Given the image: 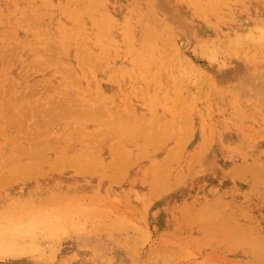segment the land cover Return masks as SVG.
I'll use <instances>...</instances> for the list:
<instances>
[{
  "label": "rangeland",
  "instance_id": "374dc122",
  "mask_svg": "<svg viewBox=\"0 0 264 264\" xmlns=\"http://www.w3.org/2000/svg\"><path fill=\"white\" fill-rule=\"evenodd\" d=\"M11 1H14L15 3L11 2ZM37 1L38 0H31V2H30V0H3V1L0 0V11H1L0 12V22H1L0 23L1 24L0 25V36L2 35V38H0V40L2 39L0 41V51L2 50L0 52V67H1L0 68V79L2 80V82L0 80V83H1L0 84V87H1L0 90H3L0 92H2V94L4 96V94H5L4 92H6V94H7V91H8V95L5 98L0 93L1 94L0 96L2 97V98L0 97L1 98L0 99V109H1L0 110V115H1V117H0V122H1L0 123V126H1L0 131H3V132H0V146H2V143H4L3 144L4 146L0 147V152L3 153L2 155H0V160H1V162H0V164H1L0 165V182L2 181V185H3V183L8 184L7 187H5V188H3L4 186H2L0 184V205H1L0 206V208H1L0 209V264H258V263L264 264V255H263L264 254L263 253L264 252V220H263L264 219V190H263L264 189V187H263L264 186V171H263L264 170V166H263L264 165V127H263L264 126V123H263V121H264V114H263L264 113V88L263 89L260 88V87L264 86L263 85L264 84V25H263L264 24V0H245V1L244 0H229V1L223 0L224 2H222V0H220V2L222 3V6H221V4H219L220 2L218 0H213V1L212 0H196V1H194V0H183V3H182V0H171L172 2H170V0H143V1L142 0H136V1L135 0H131V1L130 0H125V1L124 0H116V1L115 0H101V1H104V3L103 2L101 3L100 0H84V1L79 0V2L77 0V4L74 3L76 0H67V1H65V0L64 1L63 0H49L48 2H46L47 0H39V2H37ZM92 1H93L94 5L91 4ZM97 1H99V2H97ZM215 1H217L218 3ZM65 2H68V3L70 2V3L67 5V3H65ZM96 2H97V6H99L98 8L96 6ZM109 2H110V4H109ZM178 2H179V5H178ZM197 2H198V4H197ZM33 3H34V5H33ZM48 3L49 4L51 3L50 6ZM136 3H138V4H136ZM212 3L216 4V6L211 5ZM20 4H21V6H20ZM126 4H127V6L125 7L124 5H126ZM73 5H76V8ZM88 5H91V6L88 7ZM112 5H114V6H112ZM207 5H211V6L206 7ZM53 6L55 8H53ZM191 6H194V7H191ZM223 6H226L227 8H224ZM231 6H233V7H231ZM84 7H85V9H84ZM104 7H106L107 9H105ZM133 7H134V9H133ZM25 8H26V10H25ZM29 8L31 9V11ZM32 8H33V10H32ZM103 8H104V10H103ZM207 8H209L211 10V12L210 11L207 12V10H206ZM211 8H214L215 12ZM21 9H23V10H21ZM119 9H120V11H119ZM13 10H14V13H13ZM24 10H25V12H23ZM36 10H38V13ZM60 10L61 11L63 10V11L61 12ZM74 10L75 11L79 10V11H77L78 14L80 12H82V13H80V15L78 16V14L75 13ZM26 11H28V12H26ZM34 11H36V12L34 13ZM87 11H89V12L92 11V13L90 12L91 14H89V12H87ZM41 12H42V14H44V16L41 14ZM47 12H49L51 14L49 15V13H47ZM94 12H96V13H94ZM2 13H3L4 18L2 17ZM4 13H5V15H4ZM36 13L38 16V17L36 16L37 18H35ZM45 13H47V15ZM70 13L73 16L75 14L74 19H73V16L71 17ZM98 13L103 14L104 17H103V15L101 16ZM130 13H132V14H130ZM181 13H182V15H181ZM62 14L63 15L65 14V16H63ZM108 14H109V16H108ZM8 15H9V17H8ZM23 15L24 16L26 15L25 17L29 16V18L34 17V19L32 20V19L28 18L29 21L31 20L32 22L28 21L26 23L25 19H27V18L23 19ZM39 15H42L41 18L39 17ZM48 15L51 19H49ZM81 15H82V17H81ZM105 15L108 16L107 18L110 19V21L107 18H105L106 17ZM199 15H201V16H199ZM85 16L88 18H86ZM79 17L81 18V20L78 19ZM91 17H94V18H91ZM9 18H11V19L13 18V20H11ZM21 18L24 21H22ZM71 18L73 21L70 20ZM97 18H99V19H97ZM82 19L84 22L82 21ZM100 19H102V21ZM105 20H107L108 22ZM62 21H63V23H62ZM2 22L3 23L5 22V23L2 24ZM90 22H92V23H90ZM97 23H99V24L103 23L104 26H103V24L97 25ZM8 24H9V27H8ZM28 24L29 25L31 24L30 27L28 26ZM82 24L83 25L85 24L84 25L85 28L83 27ZM116 24H118V25H116ZM24 25L27 28H25ZM93 25H95V26L93 27ZM41 26H42V28H41ZM96 26L98 27V32H97ZM127 26H128V29L126 28ZM34 27L36 30L32 29ZM54 27H56V28L54 29ZM80 27L83 29H81ZM100 27H102V29L104 27L105 29H103V30H105L106 33H105V31H102V29ZM23 28H24V30H23ZM63 28H64V30H63ZM4 29L6 31L3 34L2 31ZM187 29H189V30H187ZM204 29H206V30H204ZM145 30H148L149 32L145 33L144 32ZM154 30H155V32H154ZM41 31H44V32H41ZM45 31H47V32H45ZM101 31L103 32L102 33L103 37H106L105 40L103 37L100 38L101 35H99V34H101V33H99V32H101ZM130 31H131V33H130V35H128L127 33H129ZM151 31H153V32H151ZM231 31H233V32H231ZM37 32H39V33H37ZM73 32H74V34H73ZM76 32H78L77 34L79 35V37L75 34ZM108 32H110V33H108ZM151 34H152V36H151ZM11 35L13 37H11ZM64 35L69 36L70 38L65 37ZM191 35H192V37H191ZM72 36H74V37H72ZM82 36H84V37H82ZM64 37L69 39V40L63 39ZM110 37L113 41L110 39ZM125 37L127 39L129 38L130 40L128 41L127 39H125ZM12 38L18 39V40L14 41ZM51 38L53 41H50ZM149 38L150 39L152 38V41L149 40ZM6 39H8V42ZM41 39H43V40H41ZM80 39H81V41H80ZM169 39H170V41H169ZM25 40H28V41L25 43ZM46 40H47V42H46ZM65 40H67V41H65ZM72 40H74V41H72ZM82 40L87 41V42H82ZM16 41L18 43H16ZM20 41H23L22 45L20 44L21 43ZM65 42H66V45L63 44ZM74 42L79 43V44H76ZM93 42H94V44H93ZM100 42H101V44H100ZM30 43H31V45H30ZM39 43H40V45H39ZM41 43H43V44H41ZM51 43L52 44L54 43V45L52 46ZM59 43H61V44H59ZM113 43H116L117 45L116 44L114 45ZM102 44H104V45H102ZM152 44H153V46H152ZM6 45H8V46H6ZM12 45L15 47L13 48ZM83 45H84V47H83ZM129 45L130 46H136V47H134L132 49V47H129ZM17 46H19V47H17ZM30 46H32V47L30 48ZM47 46H50V47L48 48ZM55 46H56V48L53 50L52 47L54 48ZM79 46H80V49H79ZM85 46L89 50H87V48ZM16 47L19 48V50L16 49ZM68 47L70 50L68 49ZM82 47H83V49H82ZM153 47H155L156 49ZM45 48H46V50L49 49L50 51H48V50H47V52L44 51ZM111 48L113 50H114V48H116L115 52ZM171 48H173V50H170ZM13 49H15V51L17 50L16 54L17 53H19V54L15 55V52ZM37 49H40V50H37ZM129 49H132V50H129ZM148 49H149V51H148ZM10 50H13V51H10ZM41 50H43V52ZM51 50H53L55 52L53 53V51H51ZM77 50H79V52ZM38 51H39L40 55L42 54L41 55L42 58L39 54H37ZM40 51H41V53H40ZM76 51L78 53V54L76 53L77 56L75 54ZM80 51H82V52H80ZM84 51L85 52L87 51L86 52L87 55L83 53ZM103 51L104 52L106 51V53H105L106 55H101V54H104ZM257 51H258V53H257ZM7 52H9V53H7ZM92 52H93V54H92ZM99 52H101V53H99ZM50 53H52L53 55ZM7 54H9V55L6 56ZM12 54H14V55H12ZM69 54H71V55H69ZM82 54H84V55H82ZM120 54L122 55L121 57H120ZM137 54H138V56H137ZM93 55H94V57H93ZM250 55H253V56L250 57ZM14 56L15 57L17 56V57L15 58ZM4 57L6 58V60H4L5 59ZM11 57H13L12 60L17 59L16 62L11 61V59H10ZM49 57L51 59L54 58V60L56 59L55 61L52 60L55 62L56 65L54 64V62L50 61L51 59ZM78 57H79V59H78ZM110 57H111V60H110ZM45 58H47V60ZM90 58H92V59H90ZM106 58H108V59L106 60ZM116 58H117V61H116ZM88 59H89V61H94V63L93 62L90 63L88 61ZM98 59H100V60H98ZM147 59H149L150 64L152 63L154 65L153 69H152L153 65H150L151 66L150 67L147 64V61H148ZM150 59H153V60L150 61ZM3 60L5 63H3ZM8 61H9V63H8ZM47 61L49 64H53V65L49 66L47 64ZM86 61H88L89 64ZM105 61L108 63H106ZM43 62L45 64H43L44 66L43 65L41 66V64ZM65 62L69 66L64 64ZM102 62H103V64H101ZM134 62H136V63H134ZM28 63H30V65ZM34 64L36 67L34 66ZM46 64L48 65V67H45ZM85 64H87L88 66L90 65V68L93 65L94 68L92 67V69H90ZM94 64H95V66H94ZM104 64L106 65V67ZM96 65H98V66H96ZM100 65H101V67H100ZM6 66H8V67H6ZM24 66H26V69L28 68L27 66L34 67L35 68V74L33 71L34 68L31 67V69H30V67H29L27 70H25ZM132 66L133 67L135 66L137 71L134 72L135 67L132 69ZM58 67H60V70L62 69V71H58ZM79 67L83 68V70H84L83 72H85V75L81 72L82 69L81 70L78 69ZM149 67L152 71L150 73H148V75H147V70H150ZM36 68H37V70H36ZM159 68H162V69H159ZM166 68L168 70H166ZM40 69H42V70H40ZM43 69H45V71ZM94 69H96V70H94ZM171 69H174V72L172 70L173 74L171 73ZM21 70H23V71H21ZM65 70L66 71L72 70V71H69L70 74L67 72V74L65 73V75H64L62 73ZM73 70H74V72H73ZM159 70H162V72ZM40 71H42V72H40ZM87 71H89V72H87ZM93 71H95L96 74L91 76L92 75L91 72H93ZM233 71H234L235 75L233 74ZM56 72H58L57 73L58 76H57V74H55ZM52 73L55 76H53ZM90 73H91V75H90ZM72 74H75V75H72ZM152 74L154 75V77ZM161 74L164 77L162 79H160L162 77V76H160ZM2 75L4 77H2ZM83 75L85 76L86 80H85ZM114 75H116V76H114ZM65 76H66V82L64 80ZM155 76L156 77L158 76V78H156ZM73 77H75V78H73ZM87 77H89V78H87ZM146 77H148V78H146ZM151 77H153V78H151ZM97 78H98V80H97ZM16 79L18 80V82H16L17 81ZM124 79L126 81H124ZM13 80H15V81H13ZM36 80L38 82H36ZM47 80H48V82H46ZM67 80H69V81H67ZM41 81H42V83H40ZM161 81L164 83L163 85L161 84ZM72 82H74V83H72ZM80 82H81V84H80ZM125 82H126V84H125ZM15 83H17V84H15ZM259 83H260V86L258 85ZM10 84L12 87L11 90L9 89ZM69 84H71V85H69ZM77 84H78V86H77ZM120 84H122V88H120L121 87ZM55 85H57V86H55ZM63 85H65V86H63ZM80 85H82V87ZM7 86H8V88H7ZM30 86H33V87H30ZM38 86L41 89H39ZM52 86L55 88H53ZM58 86L59 87L61 86V87L59 88ZM84 86L87 88L83 89V88H85ZM50 87H51V89H50ZM78 87H79V89H77ZM97 87H99V88H97ZM201 87H202V89H201ZM253 87H255V88L257 87L259 90L254 88L255 89V91H254ZM6 88H7V90H6ZM34 88H36L37 91ZM160 88L163 90L161 91ZM22 89H23V91H22ZM30 89L34 92L36 91L35 94L38 93L39 91L41 94L40 93L37 95L32 94L33 92L31 91L32 93H30ZM57 89H60V90H57ZM209 89H211V90L209 91ZM94 90H95V92H94ZM17 91H18V93H17ZM52 91H54V92H52ZM58 91H60L61 95H59L60 93ZM85 91L87 92L88 95L84 94V93H86ZM258 91H259V93H257ZM66 92H67V94H66ZM140 92H141V94H140ZM221 92H222V94H221ZM25 93L28 96H25ZM54 93H55V95H52ZM123 93H125V94L127 93V94L125 95ZM31 94H32V97L30 98ZM132 94L134 95V99H133ZM145 94H147V95H145ZM207 94H209V95H207ZM262 94H263V96H262ZM67 95H68V97H67ZM143 95L145 96L144 98H143ZM18 96L21 99L17 100L18 103H16L15 99ZM86 96H87V98H86ZM89 96L91 97V99ZM201 96H202V98H201ZM26 97H28V98H26ZM53 97H55V98H53ZM56 97H58V98H56ZM230 97L233 99H231ZM32 98H33V101H32ZM60 98H61V100H63V102L60 100ZM104 98H107L108 100L104 99ZM112 98H113V100H112ZM8 99H10V100L8 101ZM54 99H56V100H54ZM85 99H87V100H85ZM95 99H97V101ZM118 99H120L119 100L120 102H118ZM6 100H7V102H9L10 105L6 102ZM109 100H110V102H109ZM153 100H155V101H153ZM38 101H39V104L37 103ZM52 101H55L56 103L52 102ZM112 101H114V102H112ZM92 102L94 103V105ZM5 103H6V106H9V107H6L8 109H4L3 112H5V110H7L6 113L8 114V116L6 113L3 114V112H2L3 106L5 107V105H3V104H5ZM59 103H60V105H62L66 109H68V112H66V113H69V114L62 113L58 109H55L56 111L54 110L53 113L50 114L51 116L46 115L45 113H42V111L46 110V108L50 109L54 104H59ZM76 104L78 106H76ZM151 104H152V106H151ZM209 104H210V106H208ZM41 105L43 106V108L40 109V107H42ZM137 105H139L141 108ZM192 105H194L195 108L191 107ZM22 106H24L23 109L25 111L21 108ZM74 106H75V109H73ZM115 106L117 108H115ZM128 106H130V107L132 106L131 107L132 109ZM26 107H28V108H26ZM123 107H124V109H123ZM147 107L148 108L150 107V108L148 109ZM178 107H179V109H178ZM119 108L121 110H119ZM175 108H176V110H175ZM35 109L36 110L38 109V111H36V113H34ZM69 109H71L72 112L69 111ZM127 109L129 112L127 111ZM200 109H202L203 111ZM8 110H10V111H8ZM19 110H20V112H19ZM96 110H97V112H95ZM159 110H160V112H159ZM13 111H14V113H13ZM27 111H30V112H28L30 115L25 113ZM80 111H82V112H80ZM146 111L149 113H147ZM155 111H156V113H155ZM117 112L122 113V114L119 113L121 115V117ZM135 112L137 115L135 114ZM157 112H159V113H157ZM9 113H11V116ZM54 113L58 114V115H55V117H54ZM74 113L76 114V117H75ZM125 113L126 114L128 113V114L126 115ZM132 113H134V114H132ZM2 114H3V117H2ZM36 114L41 116V117L43 114V117H42V119H40V121L38 120V118H41V117L36 116ZM59 114H62V115L59 116ZM71 114H72V117H71ZM88 114H90V115H88ZM4 115L7 118L6 125H3V124H5V119H4L5 116ZM17 115H19V117ZM22 115L23 116L25 115L24 117L26 119H27V117H30V118L23 121L24 118H22L23 117ZM66 115L68 117H66ZM80 115H81V118H79ZM150 115H151V117H150ZM9 116H10V118L12 117L13 119L11 118L9 120L8 119ZM34 116H36L37 119ZM155 116H157L156 119H155ZM162 116H163V118H162ZM203 116H204V118H203ZM17 117L20 118L19 119L20 123H19V121H17V119H18ZM60 117H61V119H60ZM69 117H71V118H69ZM122 117H124V118H122ZM1 118H3V120ZM44 118H46V119H44ZM54 118H56V119H54ZM58 118L60 119V121L57 124L54 123V121L51 123V120H55V122H56V120ZM126 118H128V119H126ZM75 119H77V120H75ZM81 119H83V120H81ZM104 119H106V121ZM144 119L148 120L147 124L145 123L147 120L145 121ZM159 119H160V121H159ZM11 120H13V122H15L17 126H15L14 125L15 123H13V122H11L12 125L7 126V124L10 123ZM41 120H44L45 122L41 121ZM113 120H114V122H113ZM197 120L199 121V124H198ZM245 120H247V121H245ZM151 121H152V124H151ZM240 121H242V123ZM35 122H36V125H33V124H35ZM41 122H43L45 127L42 126L43 124ZM48 122H49V126L47 125ZM64 122H66V123H64ZM93 122H95V123H93ZM175 122H177V123L175 124ZM39 123H41V125ZM130 123H132L133 125ZM144 123H145V125H144ZM157 123H159V124H157ZM255 123H256L257 127H256ZM29 124H30V126H29ZM51 124H52V127H50ZM238 124L240 127L238 126ZM31 125H33V126L31 127ZM38 125H39V127L41 126V129H44V130H41L38 127ZM151 125L154 127H152ZM21 126H24L25 129H24V127H21ZM78 126H80V127L77 129ZM82 126H83V128H82ZM177 126H179L180 128ZM184 126H186V127H184ZM5 127H7V128H5ZM16 127H18L17 129H19L20 132L15 129ZM42 127H44V128H42ZM245 127H247V128H245ZM22 128L26 132L28 131V133H27L28 135H29V131H30L29 138H30V136L32 137V139L30 138L31 141L28 139V136H26L27 134L22 135V134H24L23 133L24 130H22ZM26 128H27V130H26ZM50 128H51V130H50ZM192 128H193V130H192ZM65 129H67V132ZM80 129L82 130V132H80L81 131ZM110 129H111V131H110ZM181 129H183V130L180 131ZM199 129H201V130H199ZM37 130H38V132H36ZM45 130H47V131H45ZM151 130H154V131H151ZM165 130H167V131L165 132ZM74 131L77 134L76 136H75ZM83 131H85L86 134H85V132L83 133ZM96 131L100 134H96L95 133ZM14 132L19 133V135L14 133ZM69 132H71L72 134ZM90 132L92 133V134H90L91 137L88 135V133H90ZM133 132H134V134H133ZM150 132H152V133H150ZM155 132L158 134H156ZM186 132L189 135H187ZM212 132H214V133H212ZM231 132L234 134H232ZM1 133H2V135H1ZM38 133H40L41 136ZM135 133H137V135L138 134L139 135L137 136ZM175 133L177 136L175 135ZM182 133H183V135H182ZM236 133H240V134H236ZM36 134H38L39 136H37ZM60 134H62V136ZM73 134H74V137H73ZM149 134H151V136ZM3 135H5L6 138H3L4 137ZM16 135H18V136H16ZM32 135H34V137L35 136L36 137L34 138ZM92 135H94V137ZM101 135H102V137H100ZM109 135H111V137ZM147 135H149V136H147ZM154 135H155V137L153 138L152 136H154ZM168 135L170 136L169 138L171 140L168 138ZM180 135H181V137H180ZM15 136L18 138H16ZM53 136H54V139H51V141H49L51 137L53 138ZM64 136H66V137H64ZM78 136H80V137L78 138ZM121 136H123V137H121ZM129 136H130V138L128 139ZM133 136L136 138L134 139ZM157 136H159V137H157ZM171 136H172V138H171ZM187 136H189L190 138ZM59 137H61V138L59 139ZM140 137L142 138V140ZM149 137H151V139H149ZM162 137H164V138L166 137V138L163 140ZM204 137H206L207 140ZM211 137H212V140H211L212 142L209 140ZM229 137H231V138H229ZM65 138H67V139H65ZM159 138H161L162 140ZM236 138H237V140H236ZM256 138H258L259 140ZM2 139H5L7 141L5 142V140L3 141ZM55 139H59V141L57 140V143H56ZM63 139H64V141L62 142ZM77 139H79L80 141L78 140L79 141L78 142ZM81 139L84 141L82 142ZM102 139L105 140L104 143H103ZM137 139H139V140H137ZM166 139H168L167 142L170 143L169 145L166 142ZM202 139H204V142L202 141ZM90 140H95L96 142H93V141L89 142ZM100 140H101V142H100ZM119 140L121 141L120 142L121 144L118 142V144H117L118 146H117L115 142H117ZM122 140L124 143H122ZM178 140H179V142H178ZM23 141H25V142H23ZM39 141H41L44 144V147L41 145L42 143L41 144L39 143L41 147L38 144V146L40 148L37 146V144H35L37 148L34 146V144L32 145V143H38ZM48 141H49V144L46 143ZM154 141H155V143H154ZM162 141H164V142H162ZM229 141L231 143H229ZM236 141H237V143H236ZM50 142H52L53 146L50 145L51 144ZM54 142L56 143L55 145L53 144ZM150 142H151V145L156 144L158 146L155 147L152 145V147H151ZM175 142H176V144H175ZM182 142H184L186 144L185 145L186 147H184V143L182 144L183 145L182 150L185 149L184 151H182L180 149L182 147H179ZM187 142L188 143L190 142V143L188 144ZM208 142L210 144H208ZM72 143L73 144L75 143V144L70 145ZM89 143H90V145H89ZM96 143H98V145L102 143L99 146L100 148L102 147L99 150V152L95 149V147L98 148V145H96ZM130 143L133 144L134 147ZM17 144L22 145V146H20V149H19ZM30 144L32 146H34L33 148H35V149L31 148ZM45 144H47V145H45ZM135 144H137V145H135ZM140 144H141V146H140ZM201 144H203V146ZM213 144L216 146H214ZM258 144H259V146H257ZM261 144L263 146H261ZM48 145H49L50 149L47 148ZM93 145L95 147H93ZM111 145H113L111 147L112 149L111 148L109 149L108 147ZM206 145H208L207 149L204 148V147H206ZM209 145H210V147H209ZM223 145H225V146H223ZM68 146H71V147L68 148ZM116 146L118 147V149L121 147L119 150L123 149L126 152H123V150H121V151H118V149L116 150L115 149V148H117ZM128 146H129V148H128ZM231 146H233V147H231ZM86 147H87V149H85ZM138 147H140V149ZM153 147L159 148L158 152ZM174 147H176V149ZM261 147H263V148H261ZM21 148H23L25 150L29 148L28 154L30 155V154H32V152H34L35 155H37L36 160L33 159L31 162V158L32 157L35 158V155H33V154H32V156H29V157L27 156L28 158L23 157L21 155L22 153H20V152H23L25 150H22ZM171 148L172 149L174 148L173 151L171 150L172 152L169 150ZM177 148H178V150H177ZM221 148L222 149L224 148V149L222 150ZM8 149H10V150L8 151ZM18 149L20 150V152H19L20 154H17V152H16ZM38 149H39V151H37ZM148 149L149 150L151 149V150L149 151ZM40 150H41V152H40ZM60 150L62 151V154H64V156L66 157L65 160H67V161H65L64 159L62 160V158L64 156L61 154ZM139 150H140V152H139ZM77 151H78V153H77ZM83 151H85V152L83 153ZM174 151H175V153L180 151L179 153H181V154H179V153L178 154L183 156V157H181V156L176 155L177 161H178V158H181V159H179L180 162H176L174 160L175 157L172 156V155L175 156V154L173 153ZM202 151H203V153H202ZM211 151H213V152L210 153ZM249 151H251V152L249 153ZM15 152H16V154H15ZM122 152H123V154H122ZM144 152H146V154H144ZM216 152L218 153V155H216L217 154ZM23 153H27V150H26V152H23ZM41 153L44 155L41 156ZM88 153H91L90 154L91 156H89ZM109 153H111L110 156H109ZM114 154L116 157H117V155H119V156L116 158L114 156ZM130 154H131V156H130ZM135 154L138 156V158H139V155L141 154L140 157L142 156L144 159H142V157H141V159H138L137 156H135ZM192 154L193 155L195 154L194 155L196 157L195 159L193 158ZM15 155L17 158H19V161H17V159L15 160ZM38 155H40V157ZM74 155H77L78 159L76 158L77 156H75V158H74ZM120 155H122V156L127 155V156H125V158H124V157H120ZM21 156H22V158H21ZM85 156H86V158H85ZM88 156H89V158H87ZM200 156H201V158H200ZM43 157H44V159H40ZM57 157H59V158H57ZM67 157H70V158H67ZM82 157H84V158H82ZM119 157L121 158L120 160H118ZM190 157H192V159L194 160V163H193V160L190 159ZM56 158L59 159L60 161L57 160ZM79 158H80V160H79ZM91 158H92V160H91ZM123 158L125 159L124 160L125 163L127 162V164L130 165V166L127 165L128 166L127 169L130 167V170L128 169L126 171L127 173H124L123 169H122L123 167L124 168L126 167V165H123V167H122L121 163H123ZM135 158L137 159L136 161H135ZM165 158L168 159V161L170 162V166H171V167H169V166L167 167L169 169L167 171H166L167 168L165 169V168H163L164 166L163 167L161 166L162 165L161 161H164ZM205 158H206V160H205ZM7 159H9V161L12 159L13 160L10 161L11 162L10 163V162H7ZM39 159H40V161L42 160L41 162H43L45 164H39L40 163ZM54 159H56V163L59 161V163H60L59 166H57L58 163L55 164V166H53V164L55 163ZM70 159L73 161L69 163ZM94 159H96L95 162H93ZM115 159L118 160L119 162L122 160L120 162L121 168H119L120 167L119 165L115 164L118 162V161L116 162ZM61 160L63 162H61ZM74 160H75V162H74ZM76 160H78V161H76ZM195 160H196V164H195ZM2 161H3V163H2ZM23 161H25V163ZM128 161H130V163ZM158 161H159V164L157 163ZM168 161L166 160V162H168ZM64 162H66V163H64ZM87 162H90L93 166L91 167V164H89ZM106 162H107V165H106ZM111 162H112L113 166L111 165ZM5 163L7 164V166L5 165ZM19 163H22L24 165L21 166L22 164L20 165ZM48 163H49V165H48ZM80 163H83V164H80ZM175 163L176 164L179 163V165L178 164L176 165ZM212 163H213V165H212ZM11 164H12L13 168L10 167ZM25 164H28V166H29V164H32L35 166H34V168H30V166H29L25 172V169L27 168V166H25ZM36 164L40 165V166H36ZM64 164H66V165H64ZM71 164H76V166L71 165ZM104 164H105L104 167L101 166ZM240 164H242L243 167H241ZM18 165H20V167H21V168L19 167V169H20L19 171H21V169L25 168L24 172L18 171L19 175L15 176L14 180H11V181H10V178L7 179L8 181L5 178H2L3 176L8 178L7 174L10 175V172H11V176H14L13 172H16V170H18ZM87 165H88V168L89 169L91 168V171H92L90 173V175H87V174H89L88 172H90V170L87 169ZM156 165H159L160 167L156 166ZM166 165H169V164L167 163ZM62 166H64V168ZM82 166H84V169L82 168ZM106 166L110 167V168H107ZM154 166H155L156 170L154 169ZM214 166L217 168H214ZM8 167H9V170H10V168L13 170H10V172H8ZM36 167H37V169H35ZM38 167H39V169H38ZM65 167H67V168H65ZM71 167H73V168H71ZM97 167H99V168L103 167L102 170L105 168V172H104L105 174L102 172V170H100L101 173H103V174H99L100 171H98L99 173H98V175H96L95 172L99 169V168L97 169ZM116 167H118V168H116ZM151 167H153V168H151ZM194 167H196V168H194ZM14 168H17V169H14ZM112 168H114V169H112ZM170 168H171V170H170ZM244 168L246 169V171L244 170ZM256 168H259V169H256ZM6 169H7V172H6ZM48 169H49V171H48ZM85 169H86V171L87 170L88 171L86 172ZM239 169L241 171H239ZM252 169H254V170H252ZM1 170H2V172H1ZM29 170H30V172L31 171L32 172L37 171V172L34 173L35 175H32V173H30V172H29V174H26V173H28ZM82 170L86 173V175ZM120 170H122V171H120ZM124 170H126V168ZM150 170H152V171H150ZM174 170H176V171H174ZM54 171H56V173ZM116 171H119V172L117 173ZM189 171L192 173H190ZM238 171H239V173H238ZM253 171H256V173L255 172L253 173ZM22 172H23V175L25 173V175H27V177L23 176L21 174ZM111 172H114V173H112V175H113L112 178L116 177L115 179H117V180L114 179V181H113L112 179L109 178L111 176ZM144 172H145V174H143ZM153 172L156 175H158L157 178H155L156 176ZM259 172L261 174L260 176L262 177V178H260V180H259L260 176L259 177L257 176V175H259L258 174ZM37 173H39L38 174L39 177H38ZM76 173H78L79 175H77ZM80 173L81 174L84 173V175H81ZM123 173L126 176H125V178H122V180H123L122 181L120 179H121V177H124V175H122ZM151 173H152V175H151ZM169 173H172V174L168 175ZM183 173H184V175H183ZM193 173H195V174H193ZM119 174H121L122 176L120 177ZM159 174H160V177H159ZM36 175H37V177H36ZM48 175H49V177H47ZM143 175H145L146 177ZM165 175H166V177L164 178ZM30 176L32 178H30ZM238 176H240V177H238ZM33 177L36 180H34ZM100 177H102V179H100ZM103 177H107V179H109V180L103 179ZM152 177H154V178H152ZM172 177L174 178L173 180H172ZM255 177H257V179ZM27 178L29 179L28 181H27ZM241 178H242V180H241ZM11 179H12V177H11ZM156 179H158V180H156ZM165 179H166V181H165ZM229 179H230V181H229ZM255 179L259 180V182L256 181ZM3 180H4V182H3ZM155 180H156L157 186H156V184L153 183ZM254 180H255V182H254ZM13 181H14V183H13ZM15 181L18 185L15 183ZM245 181H247V182H245ZM8 182L9 183L11 182V183L9 184ZM116 182H118V183H116ZM162 182L163 183L165 182V183L163 184ZM36 183H38V184H36ZM160 183H162V184H160ZM187 183H189V184H187ZM244 183H245V185H244ZM71 184H72V186H71ZM115 184H116V186H115ZM215 184H217V185H215ZM29 185H31V186H29ZM67 185H69V187ZM261 185H263V186H261ZM152 186H153V188H152ZM167 186H168V190L170 189L169 190L170 192L167 190ZM251 186H252L253 190L250 188ZM112 187H114V188H112ZM162 187H165V188L162 189ZM217 187H218V189H217ZM36 189H37V191H36ZM139 189H140V191H138ZM255 189H258V190L256 191ZM120 190L122 193L120 192ZM124 190H125V192H124ZM147 190H149V191H147ZM231 190H234V191H231ZM254 190H255V193H254ZM49 191L52 192L51 193L52 195L49 193ZM62 192L64 194H62ZM247 192H249L251 195ZM164 193H166V194H164ZM153 194H154V196H153ZM155 194H157V195H155ZM193 194H194V196H193ZM199 195L202 198L198 197ZM12 196L14 199L12 198ZM16 196H17V198H16ZM56 196H59V198ZM67 196H69V197H67ZM81 197L83 200H81ZM6 198H8V199H6ZM51 198H53V199H51ZM56 198H57V200H56ZM66 198H68L67 201H66ZM73 198L75 201L73 200ZM120 198L123 200H120ZM162 198H164V199H162ZM219 198H220V200H219ZM241 198L243 201L241 200ZM95 199H96V202H95ZM129 199L131 200V202H129L130 201ZM167 199L169 201H167ZM17 200H18V202H16ZM24 200L28 201V202H25ZM216 200L219 203L218 202L216 203ZM47 201L48 202L52 201V202H49L47 204ZM235 201H236V203H235ZM252 201H254V202L252 203ZM54 202H56V203H54ZM191 202H192V204H190ZM213 202H214V204H213ZM223 202H227L228 204L226 205ZM94 203H95V205H94ZM103 203L105 205H103ZM178 203H179V205H178ZM111 204H114L115 206L114 205L111 206ZM4 205L5 206L8 205V206L5 207ZM11 205H13V206H11ZM100 205H101V207H100ZM106 205H108L109 207L108 206L106 207ZM127 205H129L130 208L127 207ZM221 205H224V206L221 207ZM229 205H230V207H229ZM239 205L242 207L240 208ZM9 206L11 208L7 209ZM116 206H118L117 207L118 211H117ZM204 206L206 208H204ZM207 206L209 208H207ZM43 207H44V209H43ZM104 207H106V208L104 209ZM201 207H202V210L204 208V211L201 210ZM244 207L245 208L247 207L248 209L247 208L245 209ZM185 208H187L186 212L184 211ZM219 208H220V210L221 209L222 210L220 211ZM46 209H48V210H46ZM108 209H111V211ZM125 209H126V211H125ZM38 210H39V212H38ZM165 210H166V212H165ZM199 210H201L203 212L204 217L205 216L207 217L208 212L213 213V214L211 213V215H210L211 218L205 217V220H203V221L207 220L206 223L202 222V221H199L200 223H198L197 220H199L198 219L199 216L194 217V215L199 214ZM239 210H240V212H238ZM219 211H220V213H218ZM181 212L183 213V216L180 218ZM235 212H236V214H235ZM243 212H245V213H243ZM184 213H186V214H184ZM188 213H189V215H188ZM216 213H218L219 216H218V214L215 215ZM237 213L238 214L243 213L244 219H243V217H239L242 214L238 215ZM7 214H9V215H7ZM203 214L201 213V216H200L201 218L203 217ZM48 215H51V216L49 217ZM214 215L217 217V218L215 217L217 220L214 218ZM220 215H222V218H224V219L221 220ZM226 215L231 219L233 218V216H235L234 217L235 220L228 219V217ZM189 216L191 217L190 220L188 218ZM192 217L194 218V220H192L193 219ZM225 218L228 220H226ZM181 219H182V221H180ZM246 219L249 220L250 222L249 221L247 222ZM250 219H252V220H250ZM224 220H225L226 224L224 223ZM253 220H255V221H253ZM189 221H190V223H188ZM194 221H195V223H194ZM212 221H214V222H212ZM235 221L237 222V224L234 223ZM211 222L214 223L215 225L211 224ZM179 223H181V225ZM219 223H221V226ZM239 223H240V225H239ZM224 224H225V226H227V224H229V225L226 228L224 226ZM249 224H250V226H249ZM177 225H178V227H177ZM187 225H189V226H187ZM210 225H212L213 227L212 226L210 227ZM231 225L232 226L234 225V228H235L234 231L235 232L240 231L239 233H242V232H245V233L239 234L238 232H236L235 233L236 235L234 234V232L231 233L233 231V230L232 231L230 230V229H232ZM235 225H236V227H235ZM131 226L133 228H128ZM200 226H202V227L207 226V227H203V228H205V229H203V228H200ZM185 227H186V229H185ZM215 227L218 229L220 228V229L216 230ZM196 228H197V230H196ZM210 228H212V231L214 230L213 235H212V231ZM221 228L223 230L225 229L226 230V231L224 230L225 232H228V230H230V231L227 234L223 231L225 233V234H223ZM247 228L249 229V231L247 230ZM105 229L108 231H106ZM116 229L118 231L121 229L120 231H122V232L119 231V233H118V231ZM201 229L204 230V233L202 231V234H204L203 236L200 235ZM244 229H246V230H244ZM81 230H83V231H81ZM110 230L111 231L113 230V231L111 232ZM136 230H138L139 232ZM206 230L209 233H207ZM116 231H117V233H116ZM215 231H217V233ZM139 233H140V235H139ZM207 234L209 235V237L206 236ZM221 234H223L224 237H223V235L221 236ZM228 234L231 235L230 238H229ZM254 234H256V235H254ZM123 235H125V236H123ZM215 235H216V237H215ZM225 235H228V237H226ZM232 235L235 238L232 237ZM238 235L242 236V239H244V240H242ZM246 235H247V237H246ZM248 235L251 237H249ZM205 236H206V238H205ZM220 236H221V238H220ZM236 236L239 237L237 239H239V240L241 239V242H239V240L238 241L235 240ZM210 237L212 240L215 238L213 241L210 239L209 242H211V243L204 241V240L207 241V239L209 240ZM252 237L254 238V240ZM17 239H19V240L17 241ZM216 239L218 242H216ZM220 239H221V241H220ZM225 239L228 243L230 242V244H228L225 241ZM227 239H229V240H227ZM233 239L235 241H237V246L235 245L236 243L233 241ZM256 239H257L256 243L258 245V249L256 248V245L253 243L254 247L252 246L251 247L252 249H250V252L248 253L249 247H246V246L247 245L250 246V242L247 243V245H246V243H244V241L248 242V241L253 240V242H255ZM131 241H133V242H131ZM193 241L195 244L193 243ZM200 241H201V243L203 242L204 244L203 243L201 244ZM221 242L222 243L224 242V243L222 244ZM216 243L219 245L217 246ZM231 243H233V244H231ZM206 244L208 245V247ZM239 244L241 246H239ZM215 245H216V248H214ZM235 246L239 247V248H234ZM38 247H39V249H38ZM259 247H262V251H261V248L259 249ZM223 248H224V250H223ZM232 248H234V250ZM177 249H179V250H177ZM229 249L231 252H229ZM236 249H238V250H236ZM26 252H27V255H26ZM28 252L29 253L31 252V253L28 254ZM172 252H173V254H172ZM209 253H210V255H209ZM211 253H213V255H211ZM245 254H247V256ZM168 257H170L171 259H168ZM254 259L257 261H255Z\"/></svg>",
  "mask_w": 264,
  "mask_h": 264
},
{
  "label": "bare ground",
  "instance_id": "6f19581e",
  "mask_svg": "<svg viewBox=\"0 0 264 264\" xmlns=\"http://www.w3.org/2000/svg\"><path fill=\"white\" fill-rule=\"evenodd\" d=\"M2 1H3V0H2ZM48 1H49V0H47L46 2H48ZM63 1H64V0H63ZM65 1H67V0H65ZM81 1H84V0H81ZM115 1H116V0H115ZM124 1H125V0H124ZM130 1H131V0H130ZM135 1H136V0H135ZM142 1H143V0H142ZM194 1H196V0H194ZM212 1H213V0H212ZM218 1L220 2V0H218ZM225 1H226V0H225ZM228 1H229V0H228ZM244 1H245V0H244ZM11 2H14V1H11ZM16 2H17V1H16ZM30 2H31V0H30ZM37 2H39V0H38ZM42 2H43V1H42ZM57 2H58V1H57ZM78 2H79V0H78ZM97 2H99V1H97ZM97 2H96V6H97ZM100 2H101V3H102V2L104 3V1H101V0H100ZM111 2H112V1H111ZM113 2H114V1H113ZM122 2H123V1H122ZM140 2H141V1H140ZM170 2H172V1L170 0ZM180 2H181V1H180ZM215 2H217V1H215ZM215 2H214V3H215ZM222 2H224V1L222 0ZM14 3H15V2H14ZM19 3H20V2H19ZM22 3H23V2H22ZM28 3H29V2H28ZM28 3H27V4H28ZM65 3H67V5H68L70 2H69V3H68V2H65ZM74 3L77 4V0H76ZM101 3H100V4H101ZM116 3H117V2H116ZM138 3H139V2H138ZM138 3H136V4H138ZM168 3H169V2H168ZM182 3H183V0H182ZM210 3H211V2H210ZM217 3H218V2H217ZM241 3H242V2H241ZM35 4H36V3H35ZM39 4H40V3H39ZM45 4H46V3H45ZM48 4H49V3H48ZM50 4H51V3H50ZM50 4H49V6H50ZM72 4H73V3H72ZM79 4H80V3H79ZM91 4H93V1H92ZM109 4H110V2H109ZM109 4H108V5H109ZM131 4H132V3H131ZM136 4H135V5H136ZM140 4H141V3H140ZM187 4H188V3H187ZM197 4H198V2H197ZM200 4H201V3H200ZM207 4H208V3H207ZM219 4H221V6H222V3H221V2H220ZM12 5H13V4H12ZM23 5H24V4H23ZM33 5H34V3H33ZM55 5H56V4H55ZM58 5H59V4H58ZM93 5H94V4H93ZM93 5H92V6H93ZM115 5H116V4H115ZM178 5H179V2H178ZM204 5H205V4H204ZM204 5H203V6H204ZM211 5H213V6L215 5V6H216V4H213V3H212ZM211 5H207L206 7L211 6ZM238 5H239V4H238ZM1 6H2V5H1ZM20 6H21V4H20ZM36 6H37V5H36ZM41 6H42V5H41ZM43 6H44V5H43ZM46 6H47V5H46ZM65 6H66V5H65ZM73 6H75V8H76V5H73ZM90 6H91V5H88V7H90ZM103 6H104V5H103ZM112 6H114V5H112ZM124 6L126 7L127 4L124 5ZM181 6H182V5H181ZM219 6H220V5H219ZM4 7H5V6H4ZM51 7H52V6H51ZM62 7H63V6H62ZM98 7H99V6H97V8H98ZM186 7H187V6H186ZM189 7H190V6H189ZM191 7H194V6H191ZM223 7H224V8H227L226 6H223ZM231 7H233V6H231ZM1 8H2V7H1ZM19 8H20V7H19ZM34 8H35V7H34ZM46 8H47V7H46ZM46 8H45V9H46ZM53 8H55V7L53 6ZM93 8H94V7H93ZM104 8L107 9L106 7H104ZM104 8H103V10H104ZM138 8H139V7H138ZM168 8H169V7H168ZM173 8H174V7H173ZM204 8H205V7H204ZM209 8H210V7H209ZM209 8L206 9L207 12H208V11L211 12V10H210ZM246 8H247V7H246ZM23 9H24V8H23ZM23 9H21V10H23ZM29 9H30V8H29ZM38 9H39V8H38ZM40 9H41V8H40ZM84 9H85V7H84ZM99 9H100V8H99ZM133 9H134V7H133ZM196 9H197V8H196ZM198 9H199V8H198ZM208 9H209V10H208ZM211 9L214 10V8H211ZM215 9H216V8H215ZM25 10H26V8H25ZM25 10H24L23 12H25ZM32 10H33V8H32ZM46 10H47V9H46ZM55 10H56V9H55ZM65 10H66V9H65ZM70 10H71V9H70ZM70 10H69V11H70ZM114 10H115V9H114ZM117 10H118V9H117ZM121 10H122V9H121ZM147 10H148V9H147ZM206 10H205V11H206ZM30 11H31V9H30ZM30 11H29V12H30ZM36 11H37V13H38V10H36ZM36 11H34V13H35ZM39 11H40V10H39ZM42 11H43V10H42ZM60 11H61V10H60ZM62 11H63V10H62ZM62 11H61V12H62ZM71 11H72V10H71ZM74 11H75V10H74ZM77 11H79V10H76L75 13L78 14ZM92 11H93V10H92ZM92 11H90V12L92 13ZM96 11H97V10H96ZM107 11H108V10H107ZM119 11H120V9H119ZM140 11H141V10H140ZM149 11H150V10H149ZM200 11H201V10H200ZM229 11H230V10H229ZM0 12H1V11H0ZM11 12H12V11H11ZM18 12H19V11H18ZM26 12H28V11H26ZM87 12H89V11H87ZM90 12H89V14H91ZM125 12H126V11H125ZM130 12H131V11H130ZM173 12H174V11H173ZM186 12H187V11H186ZM214 12H215V10H214ZM216 12H217V11H216ZM13 13H14V10H13ZM37 13H36V15H35V18L38 17V16H37ZM39 13H40V12H39ZM47 13H49V12H47ZM47 13H45V14L47 15ZM80 13H82V12H80ZM80 13L78 14V16L80 15ZM94 13H96V12H94ZM111 13H112V12H111ZM117 13H118V12H117ZM127 13H128V12H127ZM179 13H180V12H179ZM203 13H204V12H203ZM218 13H219V12H218ZM220 13H221V12H220ZM222 13H223V12H222ZM251 13H252V12H251ZM29 14H30V13H29ZM41 14H42V12H41ZM50 14H51V13H49V15H50ZM98 14H100V13H98ZM120 14H121V13H120ZM122 14H123V13H122ZM130 14H132V13H130ZM134 14H135V13H134ZM134 14H133V15H134ZM171 14H172V13H171ZM173 14H174V13H173ZM208 14H209V13H208ZM213 14H214V13H213ZM213 14H212V15H213ZM223 14H224V13H223ZM248 14H249V13H248ZM248 14H247V15H248ZM4 15H5V13H4ZM27 15H28V14H27ZM42 15L44 16V14H42ZM42 15H39V17L41 18ZM49 15H48V17H49ZM62 15H63V14H62ZM68 15H69V14H68ZM70 15H71V13H70ZM82 15H83V14H82ZM82 15H81V17H82ZM85 15H86V14H85ZM94 15H95V14H94ZM100 15L102 16L103 14H100ZM110 15H111V14H110ZM118 15H119V14H118ZM125 15H126V14H125ZM181 15H182V13H181ZM188 15H189V14H188ZM13 16H14V15H13ZM13 16H12V17H13ZM25 16H26V15H25ZM25 16L23 15V19L27 18V19H25V20H26V23L29 21V19H32V20L34 19V17H30V18H29V16H27V17H25ZM36 16H37V17H36ZM63 16H65V14H64ZM66 16H67V15H66ZM72 16H73V15H71V17H72ZM74 16H75V14H74ZM74 16H73V19H74ZM78 16H77V17H78ZM101 16H100V17H101ZM105 16H106L105 18H107V17L109 16V14H108V16H107V15H105ZM175 16H176V15H175ZM199 16H201V15H199ZM2 17H3V13H2ZM6 17H7V16H6ZM8 17H9V15H8ZM59 17H60V16H59ZM85 17H86V16H85ZM103 17H104V15H103ZM112 17H113V16H112ZM118 17H119V16H118ZM212 17H213V16H212ZM252 17H253V16H252ZM3 18H4V17H3ZM13 18H14V17H13ZM13 18H12V19L9 18V19L13 20ZM16 18H17V17H16ZM28 18H29V19H28ZM86 18H88V17H86ZM91 18H94V17H91ZM127 18H128V17H127ZM132 18H133V17H132ZM228 18H229V17H228ZM231 18H232V17H231ZM23 19L21 18L22 21H24ZM49 19H51V18L49 17ZM66 19H67V18H66ZM78 19L81 20L80 17H79ZM97 19H99V18H97ZM102 19H103V18H102ZM102 19H100V20L102 21ZM107 19H108V18H107ZM118 19H119V18H118ZM203 19H204V18H203ZM203 19H202V20H203ZM205 19H206V18H205ZM19 20H20V19H19ZM70 20H72V18H71ZM87 20H88V19H87ZM87 20H86V21H87ZM108 20L110 21V19H108ZM126 20H127V19H126ZM178 20H179V19H178ZM178 20H177V21H178ZM198 20H199V19H198ZM7 21H8V20H7ZM22 21H21V22H22ZM49 21H50V20H49ZM72 21H73V20H72ZM82 21H83V19H82ZM105 21H107V20H105ZM113 21H114V20H113ZM138 21H139V20H138ZM161 21H162V20H161ZM199 21H200V20H199ZM215 21H216V20H215ZM217 21H218V20H217ZM17 22H18V21H17ZM29 22H32V21L30 20ZM83 22H84V21H83ZM96 22H97V21H96ZM107 22H108V21H107ZM121 22H122V21H121ZM123 22H124V21H123ZM126 22H127V21H126ZM210 22H211V21H210ZM210 22H209V23H210ZM0 23H1V22H0ZM4 23H5V22H4ZM4 23L2 22V24H4ZM7 23H8V22H7ZM15 23H16V22H15ZM35 23H36V22H35ZM60 23H61V22H60ZM62 23H63V21H62ZM69 23H70V22H69ZM90 23H92V22H90ZM136 23H137V22H136ZM189 23H190V22H189ZM242 23H243V22H242ZM18 24H19V23H18ZM21 24H22V23H21ZM57 24H58V23H57ZM77 24H78V23H77ZM79 24H80V23H79ZM98 24H99V23H97V25H98ZM100 24H101V23H100ZM100 24H99V25H100ZM102 24H103V23H102ZM102 24H101V25H102ZM109 24H110V23H109ZM126 24H127V23H126ZM0 25H1V24H0ZM10 25H11V24H10ZM12 25H13V24H12ZM30 25H31V24H30ZM30 25L28 24L29 27H30ZM58 25H59V24H58ZM82 25H83V24H82ZM82 25H81V26H82ZM84 25H85V24H84ZM84 25H83V27H84ZM95 25H96V24H95ZM95 25H93V27H94ZM116 25H118V24H116ZM123 25H124V24H123ZM196 25H197V24H196ZM263 25H264V24H263ZM6 26H7V25H6ZM24 26H25V25H24ZM76 26H77V25H76ZM76 26H75V27H76ZM103 26H104V24H103ZM105 26H106V25H105ZM110 26H111V25H110ZM137 26H138V25H137ZM142 26H143V25H142ZM148 26H149V25H148ZM223 26H224V25H223ZM8 27H9V24H8ZM36 27H37V26H36ZM50 27H51V26H50ZM65 27H66V26H65ZM72 27H73V26H72ZM72 27H71V28H72ZM96 27H97V26H96ZM96 27H95V28H96ZM107 27H108V26H107ZM117 27H118V26H117ZM121 27H122V26H121ZM149 27H150V26H149ZM15 28H16V27H15ZM19 28H20V27H19ZM25 28H27V27L25 26ZM37 28H38V27H37ZM41 28H42V26H41ZM55 28H56V27H54V29H55ZM80 28H81V27H80ZM84 28H85V27H84ZM100 28L102 29V27H100ZM109 28H110V27H109ZM115 28H116V27H115ZM124 28H125V27H124ZM126 28L128 29V26H127ZM129 28H130V27H129ZM137 28H138V27H137ZM137 28H136V29H137ZM184 28H185V27H184ZM188 28H189V27H188ZM227 28H228V27H227ZM7 29H8V28H7ZM32 29H35V27L32 28ZM81 29H83V28H81ZM88 29H89V28H88ZM96 29H97V32H98V27H97ZM101 29H100V30H101ZM103 29H105V28L103 27ZM103 29H102V31H105V30H103ZM130 29H131V28H130ZM157 29H158V28H157ZM9 30H10V29H9ZM13 30H14V29H13ZM13 30H12V31H13ZM23 30H24V28H23ZM35 30H36V29H35ZM63 30H64V28H63ZM74 30H75V29H74ZM78 30H79V29H78ZM100 30H99V31H100ZM112 30H113V29H112ZM187 30H189V29H187ZM187 30H186V31H187ZM204 30H206V29H204ZM5 31H6L5 29L2 31L3 34H4ZM12 31H11V32H12ZM32 31H33V30H32ZM65 31H66V30H65ZM71 31H72V30H71ZM102 31L99 32V33H101V34H99V35H101L100 38L103 37V35H102L103 32H102ZM135 31H136V30H135ZM186 31H185V32H186ZM201 31H202V30H201ZM201 31H200V32H201ZM217 31H218V30H217ZM41 32H44V31H41ZM45 32H47V31H45ZM60 32H61V31H60ZM68 32H69V31H68ZM74 32H75V31H74ZM74 32H73V34H74ZM91 32H92V31H91ZM94 32H95V31H94ZM124 32H125V31H124ZM133 32H134V31H133ZM144 32L146 33V32H149V31H148V30H145ZM151 32H153V31H151ZM154 32H155V30H154ZM231 32H233V31H231ZM37 33H39V32H37ZM77 33H78V32H76L75 34L79 37V35H78ZM79 33H80V32H79ZM85 33H86V32H85ZM85 33H84V34H85ZM105 33H106V31H105ZM108 33H110V32H108ZM130 33H131V31H130L129 33H127V34L130 35ZM186 33H187V32H186ZM13 34H14V33H13ZM34 34H35V33H34ZM65 34H66V33H65ZM112 34H113V33H112ZM114 34H115V33H114ZM121 34H122V33H121ZM152 34H153V33H152ZM152 34H151V36H152ZM198 34H199V33H198ZM210 34H211V33H210ZM220 34H221V33H220ZM225 34H226V33H225ZM25 35H26V34H25ZM67 35H68V34H67ZM149 35H150V34H149ZM189 35H190V34H189ZM223 35H224V34H223ZM40 36H41V35H40ZM42 36H43V35H42ZM48 36H49V35H48ZM64 36L70 38L69 36H66V35H64ZM70 36H71V35H70ZM91 36H92V35H91ZM96 36H97V35H96ZM107 36H108V35H107ZM116 36H117V35H116ZM145 36H146V35H145ZM145 36H144V37H145ZM167 36H168V35H167ZM11 37H13V36L11 35ZM65 37H64L63 39H67V38H65ZM72 37H74V36H72ZM82 37H84V36H82ZM85 37H86V36H85ZM98 37H99V36H98ZM114 37H115V36H114ZM153 37H154V36H153ZM168 37H169V36H168ZM191 37H192V35H191ZM218 37H219V36H218ZM221 37H222V36H221ZM0 38H2V35L0 36ZM7 38H8V37H7ZM9 38H10V37H9ZM14 38H15V37H14ZM14 38H12L14 41H15V40H18V39H14ZM23 38H24V37H23ZM35 38H36V37H35ZM48 38H49V37H48ZM75 38H76V37H75ZM88 38H89V37H88ZM103 38H104V40H105L106 37H103ZM116 38H117V37H116ZM119 38H120V37H119ZM135 38H136V37H135ZM20 39H21V38H20ZM58 39H59V38H58ZM98 39H99V38H98ZM110 39H111V37H110ZM113 39H114V38H113ZM121 39H122V38H121ZM123 39H124V38H123ZM125 39H127V38L125 37ZM171 39H172V38H171ZM189 39H190V38H189ZM1 40H2V39H1ZM1 40H0V41H1ZM6 40H7V42H8V39H6ZM10 40H11V39H10ZM13 40H12V41H13ZM21 40H22V39H21ZM37 40H38V39H37ZM41 40H43V39H41ZM59 40H60V39H59ZM67 40H69V39H67ZM67 40H65V41H67ZM70 40H71V39H70ZM89 40H90V39H89ZM89 40H88V41H89ZM99 40H100V39H99ZM107 40H108V39H107ZM111 40H112V39H111ZM117 40H118V39H117ZM127 40L129 41L130 39L128 38ZM149 40L152 41V38H151V39L149 38ZM23 41H24V40H23ZM23 41H20V42H21V43H20L21 45H22ZM27 41H28V40H25V43H26ZM50 41H53L52 38H51ZM62 41H63V40H62ZM72 41H74V40H72ZM80 41H81V39H80ZM94 41H95V40H94ZM112 41H113V40H112ZM125 41H126V40H125ZM169 41H170V39H169ZM184 41H185V40H184ZM5 42H6V41H5ZM29 42H30V41H29ZM33 42H34V41H33ZM46 42H47V40H46ZM82 42H87V41H83V40H82ZM133 42H134V41H133ZM189 42H190V41H189ZM11 43H12V42H11ZM16 43H18V42L16 41ZM25 43H24V44H25ZM49 43H50V42H49ZM74 43H76V42H74ZM98 43H99V42H98ZM102 43H103V42H102ZM108 43H109V42H108ZM129 43H130V42H129ZM142 43H143V42H142ZM159 43H160V42H159ZM170 43H171V42H170ZM186 43H187V42H186ZM41 44H43V43H41ZM51 44H52V43H51ZM59 44H61V43H59ZM59 44H58V45H59ZM63 44L66 45V42L63 43ZM68 44H69V43H68ZM76 44H79V43H76ZM93 44H94V42H93ZM100 44H101V42H100ZM113 44L115 45L116 43H113ZM120 44H121V43H120ZM126 44H127V43H126ZM157 44H158V43H157ZM177 44H178V43H177ZM3 45H4V44H3ZM15 45H16V44H15ZM30 45H31V43H30ZM39 45H40V43H39ZM46 45H47V44H46ZM53 45H54V43L52 44V46H53ZM69 45H70V44H69ZM102 45H104V44H102ZM116 45H117V44H116ZM121 45H122V44H121ZM121 45H120V46H121ZM191 45H192V44H191ZM6 46H8V45H6ZM10 46H11V45H10ZM12 46H13V45H12ZM19 46H20V45H19ZM19 46H17V47H19ZM25 46H26V45H25ZM36 46H37V45H36ZM50 46H51V45H50ZM50 46H47V47L49 48ZM59 46H60V45H59ZM76 46H77V45H76ZM80 46H81V45H80ZM80 46H79V49H80ZM93 46H94V45H93ZM152 46H153V44H152ZM14 47H15V46H13V48H14ZM17 47H16V49L19 50V48H17ZM31 47H32V46H30V48H31ZM61 47H62V46H61ZM83 47H84V45H83ZM83 47H82V49H83ZM85 47H86V46H85ZM101 47H102V46H101ZM101 47H100V48H101ZM107 47H108V46H107ZM129 47H132V49H133V48L136 47V46H130V45H129ZM143 47H144V46H143ZM196 47H197V46H196ZM3 48H4V47H3ZM6 48H7V47H6ZM8 48H9V47H8ZM35 48H36V47H35ZM55 48H56V46H55L54 48L52 47L53 50H54ZM57 48H58V47H57ZM86 48H87V47H86ZM116 48H117V47H116ZM116 48H114V50H113L112 48H111V49L115 52ZM153 48H155V47H153ZM22 49H23V48H22ZM24 49H25V48H24ZM68 49H69V47H68ZM121 49H122V48H121ZM132 49H129V50H132ZM142 49H143V48H142ZM155 49H156V48H155ZM182 49H183V48H182ZM196 49H197V48H196ZM13 50H14V52H15V55L19 54V53L16 54L17 50H16V51H15V49H13ZM13 50H10V51H13ZM34 50H35V49H34ZM37 50H40V49H37ZM43 50H44V49H43ZM43 50H41V51L43 52ZM47 50L50 51L49 49H47ZM47 50H46V48H45L44 51L47 52ZM53 50H51V51H53ZM69 50H70V49H69ZM87 50H89V49L87 48ZM99 50H100V49H99ZM105 50H106V49H105ZM122 50H123V49H122ZM150 50H151V49H150ZM170 50H173V48H171ZM1 51H2V50H1ZM1 51H0V52H1ZM4 51H5V50H4ZM6 51H7V50H6ZM41 51H40V53H41ZM58 51H59V50H58ZM77 51L79 52V50H77ZM77 51L75 52V54L77 53ZM110 51H111V50H110ZM127 51H128V50H127ZM135 51H136V50H135ZM148 51H149V49H148ZM14 52H13V53H14ZM54 52H55V51H53V53H54ZM80 52H82V51H80ZM86 52H87V51H86ZM86 52L84 51L83 53L86 54ZM101 52H102V51H101ZM101 52H99V53H101ZM103 52H104V51H103ZM119 52H120V51H119ZM152 52H153V51H152ZM232 52H233V51H232ZM7 53H9V52H7ZM48 53H49V52H48ZM62 53H63V52H62ZM69 53H70V52H69ZM105 53H106V51L104 52V54H101V55H106ZM107 53H108V52H107ZM175 53H176V52H175ZM257 53H258V51H257ZM20 54H21V53H20ZM37 54H39V51H38ZM50 54H52V53H50ZM59 54H60V53H59ZM64 54H65V53H64ZM67 54H68V53H67ZM72 54H73V53H72ZM75 54H74V55H75ZM77 54H78V53H77ZM77 54H76V56H77ZM84 54H82V55H84ZM92 54H93V52H92ZM96 54H97V53H96ZM111 54H112V53H111ZM124 54H125V53H124ZM244 54H245V53H244ZM250 54H251V53H250ZM8 55H9V54H7L6 56H8ZM12 55H14V54H12ZM39 55H40V54H39ZM39 55H38V56H39ZM41 55H42V54H41ZM41 55H40V56H41ZM44 55H45V54H44ZM52 55H53V54H52ZM54 55H55V54H54ZM69 55H71V54H69ZM86 55H87V54H86ZM86 55H85V56H86ZM90 55H91V54H90ZM160 55H161V54H160ZM1 56H2V55H1ZM34 56H35V55H34ZM34 56H33V57H34ZM88 56H89V55H88ZM91 56H92V55H91ZM112 56H113V55H112ZM121 56H122V55L120 54V57H121ZM137 56H138V54H137ZM248 56H249V55H248ZM252 56H253V55H250V57H252ZM14 57H15V56H14ZM16 57H17V56H16ZM16 57H15V58H16ZM43 57H44V56H43ZM51 57H52V56H51ZM54 57H55V56H54ZM93 57H94V55H93ZM108 57H109V56H108ZM120 57H119V58H120ZM135 57H136V56H135ZM4 58H5V57H4ZM8 58H9V57H8ZM19 58H20V57H19ZM41 58H42V56H41ZM49 58H50V57H49ZM62 58H63V57H62ZM69 58H70V57H69ZM74 58H75V57H74ZM82 58H83V57H82ZM84 58H85V57H84ZM87 58H88V57H87ZM97 58H98V57H97ZM117 58H118V57H117ZM117 58H116V61H117ZM149 58H150V57H149ZM10 59H11V61H14V62H16V60H17V59L12 60L13 57H11ZM45 59L47 60V58H45ZM45 59H44V60H45ZM50 59H51V58H50ZM59 59H60V58H59ZM78 59H79V57H78ZM85 59H86V58H85ZM90 59H92V58H90ZM107 59H108V58H106V60H107ZM113 59H114V58H113ZM137 59H138V58H137ZM142 59H143V58H142ZM157 59H158V58H157ZM4 60H6V58H5ZM4 60H3V63H5ZM22 60H23V59H22ZM29 60H30V59H29ZM42 60H43V59H42ZM42 60H41V61H42ZM52 60H54V58L50 60L51 62H54L56 59H55L54 61H52ZM80 60H81V59H80ZM96 60H97V59H96ZM98 60H100V59H98ZM101 60H102V59H101ZM104 60H105V59H104ZM110 60H111V57H110ZM119 60H120V59H119ZM138 60H139V59H138ZM147 60H148V61H147V64H148L149 66H150V65H153L152 63L150 64L149 59H147ZM151 60H153V59H150V61H151ZM1 61H2V60H1ZM35 61H36V60H35ZM75 61H76V60H75ZM88 61H89V59H88ZM88 61H86V62H88ZM102 61H103V60H102ZM113 61H114V60H113ZM32 62H33V61H32ZM38 62H39V61H38ZM45 62H46V61H45ZM71 62H72V61H71ZM89 62H90V63H91V62L94 63V61H89ZM89 62H88V64H89ZM105 62H106V61H105ZM110 62H111V61H110ZM119 62H120V61H119ZM165 62H166V61H165ZM169 62H170V61H169ZM8 63H9V61H8ZM30 63H31V62H30ZM30 63H28V64L30 65ZM57 63H58V62H57ZM59 63H60V62H59ZM83 63H84V62H83ZM106 63H108V62H106ZM134 63H136V62H134ZM134 63H133V64H134ZM14 64H15V63H14ZM14 64H13V65H14ZM43 64H45V63L43 62V63L41 64V66H42ZM47 64H48L49 66H50V65H53V64H49L48 61H47ZM47 64H46L45 67H48ZM54 64H55V62H54ZM64 64H66L67 66H69L66 62H65ZM101 64H103V62H102ZM147 64H146V65H147ZM231 64H232V63H231ZM238 64H239V63H238ZM246 64H247V63H246ZM8 65H9V64H8ZM39 65H40V64H39ZM39 65H38V66H39ZM55 65H56V64H55ZM74 65H75V64H74ZM76 65H77V64H76ZM85 65H87V64H85ZM91 65H92V64H91ZM98 65H99V64H98ZM98 65H96V66H98ZM104 65H105V64H104ZM125 65H126V64H125ZM146 65H145V66H146ZM170 65H171V64H170ZM22 66H23V65H22ZM34 66H35V64H34ZM43 66H44V65H43ZM57 66H58V65H57ZM78 66H79V65H78ZM87 66H88V65H87ZM94 66H95V64H94ZM145 66H144V67H145ZM175 66H176V65H175ZM6 67H8V66H6ZM9 67H10V66H9ZM19 67H20V66H19ZM24 67H25V70H27L30 66H27V67H28L27 69H26V66H24ZM31 67H32V66H31ZM31 67H30V69H31ZM35 67H36V66H35ZM45 67H44V68H45ZM72 67H73V66H72ZM76 67H77V66H76ZM83 67H84V66H83ZM92 67H93V65L91 66V68H90V65L88 66V68H90V69H92ZM100 67H101V65H100ZM105 67H106V65H105ZM134 67H135V66H134ZM134 67L132 66V69H133ZM150 67H151V66H150ZM150 67H149V69H150ZM153 67H154V65L152 66V69H153ZM185 67H186V66H185ZM0 68H1V67H0ZM32 68H34V67H32ZM53 68H54V67H53ZM73 68H74V67H73ZM93 68H94V67H93ZM126 68H127V67H126ZM20 69H21V68H20ZM23 69H24V68H23ZM47 69H48V68H47ZM56 69H57V68H56ZM76 69H77V68H76ZM78 69H80V70L82 69L81 72L85 75V72H83V71H84L83 68H80V67H79ZM97 69H98V68H97ZM110 69H111V68H110ZM159 69H162V68H159ZM36 70H37V68H36ZM40 70H42V69H40ZM43 70L45 71V69H43ZM53 70H54V69H53ZM94 70H96V69H94ZM101 70H102V69H101ZM111 70H112V69H111ZM166 70H168V69L166 68ZM172 70H173V72H174V69H171V73H172ZM2 71H3V70H2ZM21 71H23V70H21ZM33 71H34V74H35V68H34ZM58 71H62V69L60 70V67H58ZM69 71H72V70H69ZM69 71H66V70H65L62 74L65 75V73L67 74V72L69 73ZM98 71H99V70H98ZM113 71H114V70H113ZM135 71H137V70H136V67H135V69H134V72H135ZM148 71H149V72H148ZM151 71H152L151 69H150V70H147V75H148V73H150ZM159 71L162 72V70H159ZM241 71H242V70H241ZM3 72H4V71H3ZM38 72H39V71H38ZM40 72H42V71H40ZM73 72H74V70H73ZM75 72H76V71H75ZM87 72H89V71H87ZM94 72H95V71L91 72L92 75H91V73H90V75H91V76L95 75L96 72H95V73H94ZM107 72H108V71H107ZM207 72H208V71H207ZM57 73H58V72H56L55 74H57ZM60 73H61V72H60ZM93 73H94V74H93ZM101 73H102V72H101ZM120 73H121V72H120ZM155 73H156V72H155ZM209 73H210V72H209ZM236 73H237V72H236ZM23 74H24V73H23ZM69 74H70V73H69ZM76 74H77V73H76ZM102 74H103V73H102ZM172 74H173V73H172ZM206 74H207V73H206ZM233 74H234V71H233ZM233 74H232V75H233ZM28 75H29V74H28ZM37 75H38V74H37ZM52 75L55 76L53 73H52ZM60 75H61V74H60ZM72 75H75V74H72ZM84 75H83V76H84ZM152 75H153V74H152ZM234 75H235V74H234ZM53 76H52V77H53ZM57 76H58V74H57ZM61 76H62V75H61ZM79 76H80V75H79ZM96 76H97V75H96ZM100 76H101V75H100ZM114 76H116V75H114ZM158 76H159V75H158ZM158 76H157V77L155 76V77L158 78ZM160 76H162L161 78L159 77L160 79L164 78L162 74H161ZM2 77H4V76L2 75ZM2 77H1V78H2ZM70 77H71V76H70ZM94 77H95V76H94ZM103 77H104V76H103ZM111 77H112V76H111ZM153 77H154V75H153ZM153 77H151V78H153ZM223 77H224V76H223ZM231 77H232V76H231ZM9 78H10V77H9ZM56 78H57V77H56ZM67 78H68V77H67ZM73 78H75V77H73ZM77 78H78V77H77ZM84 78H85V76H84ZM87 78H89V77H87ZM100 78H101V77H100ZM104 78H105V77H104ZM146 78H148V77H146ZM156 78H155V79H156ZM165 78H166V77H165ZM11 79H12V78H11ZM17 79H18V78H17ZM17 79H16V80H17ZM25 79H26V78H25ZM48 79H49V78H48ZM63 79H64V78H63ZM79 79H80V78H79ZM92 79H93V78H92ZM176 79H177V78H176ZM209 79H210V78H209ZM0 80H1V79H0ZM5 80H6V79H5ZM19 80H20V79H19ZM34 80H35V79H34ZM41 80H42V79H41ZM61 80H62V79H61ZM64 80H65V82H66V76H65V79H64ZM76 80H77V79H76ZM80 80H81V79H80ZM85 80H86V78H85ZM85 80H84V81H85ZM97 80H98V78H97ZM99 80H100V79H99ZM13 81H15V80H13ZM23 81H24V80H23ZM62 81H63V80H62ZM67 81H69V80H67ZM124 81H126V80L124 79ZM209 81H210V80H209ZM237 81H238V80H237ZM241 81H242V80H241ZM1 82H2V80H1ZM16 82H18V80H17ZM29 82H30V81H29ZM36 82H38V81L36 80ZM46 82H48V80H47ZM78 82H79V81H78ZM113 82H114V81H113ZM23 83H24V82H23ZM27 83H28V82H27ZM27 83H26V84H27ZM34 83H35V82H34ZM40 83H42V81H41ZM44 83H45V82H44ZM57 83H58V82H57ZM72 83H74V82H72ZM72 83H71V84H72ZM76 83H77V82H76ZM86 83H87V82H86ZM103 83H104V82H103ZM114 83H115V82H114ZM168 83H169V82H168ZM183 83H184V82H183ZM0 84H1V83H0ZM15 84H17V83H15ZM32 84H33V83H32ZM46 84H47V83H46ZM71 84H69V85H71ZM80 84H81V82H80ZM89 84H90V83H89ZM115 84H116V83H115ZM125 84H126V82H125ZM161 84L163 85L164 83L161 81ZM35 85H36V84H35ZM39 85H40V84H39ZM73 85H74V84H73ZM87 85H88V84H87ZM87 85H86V86H87ZM120 85H121L120 88H122V84H120ZM149 85H150V84H149ZM258 85L260 86V83H259ZM263 85H264V84H263ZM33 86H34V85H33ZM33 86H30V87H33ZM55 86H57V85H55ZM63 86H65V85H63ZM77 86H78V84H77ZM80 86L82 87V85H80ZM88 86H89V85H88ZM91 86H92V85H91ZM91 86H90V87H91ZM93 86H94V85H93ZM110 86H111V85H110ZM114 86H115V85H114ZM9 87H10L9 89L11 90V89H12L11 84H10ZM13 87H14V86H13ZM35 87H36V86H35ZM38 87H39V86H38ZM38 87H37V88H38ZM42 87H43V86H42ZM52 87H53V86H52ZM58 87H59V86H58ZM60 87H61V86H60ZM60 87H59V88H60ZM71 87H72V86H71ZM84 87H85V86H84ZM115 87H116V86H115ZM4 88H5V87H4ZM7 88H8V86H7ZM7 88H6V90H7ZM43 88H44V87H43ZM53 88H55V87H53ZM56 88H57V87H56ZM65 88H66V87H65ZM68 88H69V87H68ZM86 88H87V87H85V88H83V89H86ZM95 88H96V87H95ZM97 88H99V87H97ZM106 88H107V87H106ZM161 88H162V87H161ZM161 88H160V90L162 91L163 89H161ZM174 88H175V87H174ZM254 88H255V87H253V90H254V91H255V89H258L257 87H256L255 89H254ZM260 88L263 89L264 86H262V87H260ZM0 89H1V87H0ZM2 89H3V88H2ZM24 89H25V88H24ZM27 89H28V88H27ZM34 89H36V88H34ZM34 89H33V90H34ZM39 89H41V88L39 87ZM50 89H51V87H50ZM72 89H73V88H72ZM77 89H79V87H78ZM141 89H142V88H141ZM201 89H202V87H201ZM251 89H252V88H251ZM10 90H9V91H10ZM13 90H14V89H13ZM18 90H19V89H18ZM28 90H29V89H28ZM53 90H54V89H53ZM55 90H56V89H55ZM57 90H60V89H57ZM63 90H64V89H63ZM74 90H75V89H74ZM96 90H97V89H96ZM99 90H100V89H99ZM210 90H211V89H209V91H210ZM258 90H259V89H258ZM0 91H3V90H0ZM22 91H23V89H22ZM31 91H32V90L30 89V93L33 92L32 94H35V92L37 91V89H36L35 92H34V91L31 92ZM44 91H45V90H44ZM46 91H47V90H46ZM64 91H65V90H64ZM66 91H67V90H66ZM79 91H80V90H79ZM106 91H107V90H106ZM109 91H110V90H109ZM113 91H114V90H113ZM118 91H119V90H118ZM140 91H141V90H140ZM41 92H42V91H41ZM52 92H54V91H52ZM58 92L60 93V91H58ZM75 92H76V91H75ZM85 92H86V91H85ZM94 92H95V90H94ZM97 92H98V91H97ZM104 92H105V91H104ZM107 92H108V91H107ZM114 92H115V91H114ZM124 92H125V91H124ZM132 92H133V91H132ZM136 92H137V91H136ZM149 92H150V91H149ZM0 93L2 94V92H0ZM4 93L6 94V92H4ZM17 93H18V91H17ZM39 93H40V91H39L38 93H36L35 95H37V94H39ZM46 93H47V92H46ZM83 93H84V92H83ZM91 93H92V92H91ZM208 93H209V92H208ZM257 93H259V91H258ZM1 94H0V95H1ZM5 94H4V96H3V94H2V96H3L4 98L8 95V91H7V94H6V95H5ZM19 94H20V93H19ZM32 94L30 95V98L32 97ZM40 94H41V93H40ZM43 94H44V93H43ZM66 94H67V92H66ZM84 94L86 95L87 92L84 93ZM104 94H105V93H104ZM106 94H107V93H106ZM116 94H117V93H116ZM123 94H125V93H123ZM126 94H127V93H126ZM126 94H125V95H126ZM140 94H141V92H140ZM148 94H149V93H148ZM221 94H222V92H221ZM21 95H22V94H21ZM44 95H45V94H44ZM52 95H55V93L52 94ZM59 95H61V93H60ZM64 95H65V94H64ZM78 95H79V94H78ZM78 95H77V96H78ZM87 95H88V94H87ZM96 95H97V94H96ZM132 95H133V94H132ZM145 95H147V94H145ZM207 95H209V94H207ZM223 95H224V94H223ZM227 95H228V94H227ZM19 96H20V95H19ZM19 96H18V97H19ZM25 96H28V95H26V93H25ZM25 96H24V97H25ZM33 96H34V95H33ZM40 96H41V95H40ZM48 96H49V95H48ZM80 96H81V95H80ZM97 96H98V95H97ZM109 96H110V95H109ZM121 96H122V95H121ZM136 96H137V95H136ZM170 96H171V95H170ZM180 96H181V95H180ZM262 96H263V94H262ZM0 97H1V96H0ZM12 97H13V96H12ZM18 97H17V98L15 97V98H16V99H15L16 103H18L17 100H20V99H21L20 97H19V98H18ZM67 97H68V95H67ZM74 97H75V96H74ZM89 97H90V96H89ZM89 97H88V98H89ZM144 97H145V96L143 95V98H144ZM171 97H172V96H171ZM210 97H211V96H210ZM1 98H2V97H1ZM1 98H0V99H1ZM26 98H28V97H26ZM47 98H48V97H47ZM53 98H55V97H53ZM56 98H58V97H56ZM75 98H76V97H75ZM86 98H87V96H86ZM109 98H110V97H109ZM155 98H156V97H155ZM159 98H160V97H159ZM201 98H202V96H201ZM217 98H218V97H217ZM224 98H225V97H224ZM230 98H231V97H230ZM13 99H14V98H13ZM35 99H36V98H35ZM62 99H63V98H62ZM68 99H69V98H68ZM72 99H73V98H72ZM82 99H83V98H82ZM90 99H91V97H90ZM104 99H107V98H104ZM114 99H115V98H114ZM133 99H134V95H133ZM156 99H157V98H156ZM160 99H161V98H160ZM231 99H233V98H231ZM9 100H10V99H8V101H9ZM22 100H23V99H22ZM49 100H50V99H49ZM54 100H56V99H54ZM58 100H59V99H58ZM60 100H61V98H60ZM70 100H71V99H70ZM70 100H69V101H70ZM75 100H76V99H75ZM83 100H84V99H83ZM85 100H87V99H85ZM95 100L97 101V99H95ZM95 100H94V101H95ZM107 100H108V99H107ZM110 100H111V99H110ZM110 100H109V102H110ZM112 100H113V98H112ZM119 100H120V99H118V102H120ZM124 100H125V99H124ZM131 100H132V99H131ZM32 101H33V98H32ZM40 101H41V100H40ZM61 101L63 102V100H61ZM153 101H155V100H153ZM158 101H159V100H158ZM237 101H238V100H237ZM242 101H243V100H242ZM6 102H7V100H6ZM20 102H21V101H20ZM20 102H19V103H20ZM34 102H35V101H34ZM42 102H43V101H42ZM52 102H55V101H52ZM58 102H59V101H58ZM100 102H101V101H100ZM106 102H107V101H106ZM109 102H108V103H109ZM112 102H114V101H112ZM135 102H136V101H135ZM156 102H157V101H156ZM193 102H194V101H193ZM7 103L9 104V102H7ZM14 103H15V102H14ZM37 103L39 104V101H38ZM55 103H56V102H55ZM66 103H67V102H66ZM69 103H70V102H69ZM92 103H93V102H92ZM97 103H98V102H97ZM124 103H125V102H124ZM138 103H139V102H138ZM157 103H158V102H157ZM209 103H210V102H209ZM222 103H223V102H222ZM222 103H221V104H222ZM242 103H243V102H242ZM21 104H22V103H21ZM44 104H45V103H44ZM44 104H43V105H44ZM46 104H47V103H46ZM50 104H51V103H50ZM62 104H63V103H62ZM88 104H89V103H88ZM116 104H117V103H116ZM133 104H134V103H133ZM141 104H142V103H141ZM166 104H167V103H166ZM3 105H5V107L3 106V110H2V112L4 111V109H8V108H6V107H9V106H6V103L3 104ZM9 105H10V104H9ZM33 105H34V104H33ZM93 105H94V103H93ZM99 105H100V104H99ZM124 105H125V104H124ZM129 105H130V104H129ZM146 105H147V104H146ZM158 105H159V104H158ZM225 105H226V104H225ZM15 106H16V105H15ZM41 106H42V105H41ZM44 106H45V105H44ZM76 106H78V105L76 104ZM80 106H81V105H80ZM116 106H117V105H116ZM116 106H115V108H117ZM137 106H139V105H137ZM142 106H143V105H142ZM148 106H149V105H148ZM151 106H152V104H151ZM166 106H167V105H166ZM168 106H169V105H168ZM208 106H210V104H209ZM228 106H229V105H228ZM17 107H18V106H17ZM23 107H24V106H22L21 108L23 109ZM36 107H37V106H36ZM39 107H40V106H39ZM128 107H130V106H128ZM131 107H132V106H131ZM131 107H130V108H131ZM139 107H140V106H139ZM162 107H163V106H162ZM162 107H161V108H162ZM164 107H165V106H164ZM179 107H180V106H179ZM179 107H178V109H179ZM191 107L195 108L194 105H192ZM11 108H12V107H11ZM26 108H28V107H26ZM26 108H25V109H26ZM41 108H43V106L40 107V109H41ZM49 108H50V107H49ZM104 108H105V107H104ZM140 108H141V107H140ZM144 108H145V107H144ZM147 108H148V107H147ZM149 108H150V107H149ZM149 108H148V109H149ZM170 108H171V107H170ZM210 108H211V107H210ZM222 108H223V107H222ZM9 109H10V108H9ZM12 109H13V108H12ZM12 109H11V110H12ZM22 109H21V110H22ZM55 109L60 110V112H62V113H66V112H68V109H66L65 107H63V106L60 105V103H59V104H54L50 109H47V108H46V110H43L42 113H45L46 115H50V114L53 113V111H54ZM73 109H75V106L73 107ZM97 109H98V108H97ZM123 109H124V107H123ZM125 109H126V108H125ZM128 109H129V108H128ZM128 109H127V111H128ZM131 109H132V108H131ZM131 109H130V110H131ZM133 109H134V108H133ZM152 109H153V108H152ZM162 109H163V108H162ZM162 109H161V110H162ZM220 109H221V108H220ZM0 110H1V109H0ZM14 110H15V109H14ZM23 110H24V109H23ZM58 110H57V111H58ZM104 110H105V109H104ZM119 110H121V109L119 108ZM141 110H142V109H141ZM150 110H151V109H150ZM163 110H164V109H163ZM175 110H176V108H175ZM200 110H202V109H200ZM216 110H217V109H216ZM229 110H230V109H229ZM8 111H10V110H8ZM17 111H18V110H17ZM24 111H25V110H24ZM36 111H38V109H37V110L35 109V110H34V113H36ZM55 111H56V110H55ZM69 111H71V109H69ZM84 111H85V110H84ZM107 111H108V110H107ZM125 111H126V110H125ZM131 111H132V110H131ZM134 111H135V110H134ZM173 111H174V110H173ZM196 111H197V110H196ZM202 111H203V110H202ZM6 112H7V110H5V112H3V114L6 113ZM11 112H12V111H11ZM19 112H20V110H19ZM19 112H18V113H19ZM28 112H30V111H27V112H25V113L29 114ZM32 112H33V111H32ZM58 112H59V111H58ZM71 112H72V111H71ZM80 112H82V111H80ZM95 112H97V110H96ZM105 112H106V111H105ZM112 112H113V111H112ZM115 112H116V111H115ZM115 112H114V113H115ZM128 112H129V111H128ZM144 112H145V111H144ZM146 112H147V111H146ZM159 112H160V110H159ZM159 112H157V113H159ZM162 112H163V111H162ZM181 112H182V111H181ZM211 112H212V111H211ZM226 112H227V111H226ZM13 113H14V111H13ZM22 113H23V112H22ZM37 113H38V112H37ZM55 113H56V112H55ZM55 113H54V117H55V115H58V114H55ZM76 113H77V112H76ZM86 113H87V112H86ZM88 113H89V112H88ZM91 113H92V112H91ZM117 113H118V112H117ZM119 113H121V112H119ZM119 113H118V114H119ZM147 113H149V112H147ZM155 113H156V111H155ZM182 113H183V112H182ZM190 113H191V112H190ZM262 113H263V112H262ZM3 114H2V117H3ZM6 114H7V113H6ZM9 114H10V116H11V113H9ZM23 114H24V113H23ZM66 114H69V113H66ZM72 114H73V113H72ZM72 114H71V117H72ZM92 114H93V113H92ZM97 114H98V113H97ZM104 114H105V113H104ZM111 114H112V113H111ZM115 114H116V113H115ZM121 114H122V113H121ZM123 114H124V113H123ZM125 114H126V113H125ZM127 114H128V113H127ZM127 114H126V115H127ZM130 114H131V113H130ZM132 114H134V113H132ZM135 114H136V112H135ZM167 114H168V113H167ZM263 114H264V113H263ZM12 115H13V114H12ZM14 115H15V114H14ZM25 115H26V114H25ZM25 115H24V116H25ZM29 115H30V114H29ZM40 115H41V114H40ZM60 115H62V114H59V116H60ZM63 115H64V114H63ZM74 115H75V117H76V114H75V113H74ZM74 115H73V116H74ZM77 115H78V114H77ZM83 115H84V114H83ZM83 115H82V116H83ZM88 115H90V114H88ZM94 115H95V114H94ZM119 115H120V114H119ZM136 115H137V114H136ZM169 115H170V114H169ZM202 115H203V114H202ZM202 115H201V116H202ZM223 115H224V114H223ZM4 116H5V115H4ZM7 116H8V114H7ZM10 116H9V118H8L9 120L12 118V117L10 118ZM17 116L19 117V115H17ZM22 116H23V115H22ZM24 116L22 117V118H24L23 121H24V120H27L28 118H30V117H27V119H26ZM36 116H39V115L36 114ZM36 116H34V117L37 119ZM50 116H51V115H50ZM59 116H58V117H59ZM114 116H115V115H114ZM117 116H118V115H117ZM165 116H166V115H165ZM171 116H172V115H171ZM224 116H225V115H224ZM249 116H250V115H249ZM0 117H1V115H0ZM15 117H16V116H15ZM18 117H17V118H18ZM39 117H41V116H39ZM42 117H43V114H42ZM42 117H41V118H38V120L40 121V119H42ZM64 117H65V116H64ZM66 117H68V116L66 115ZM66 117H65V118H66ZM71 117H69V118H71ZM93 117H94V116H93ZM104 117H105V116H104ZM109 117H110V116H109ZM109 117H108V118H109ZM120 117H121V115H120ZM144 117H145V116H144ZM150 117H151V115H150ZM156 117H157V116H155V119H156ZM168 117H169V116H168ZM190 117H191V116H190ZM257 117H258V116H257ZM17 118H16V119H17ZM79 118H81V115H80ZM94 118H95V117H94ZM101 118H102V117H101ZM117 118H118V117H117ZM122 118H124V117H122ZM131 118H132V117H131ZM134 118H135V117H134ZM138 118H139V117H138ZM138 118H137V119H138ZM162 118H163V116H162ZM166 118H167V117H166ZM199 118H200V117H199ZM203 118H204V116H203ZM217 118H218V117H217ZM254 118H255V117H254ZM258 118H259V117H258ZM1 119L3 120V118H1ZM4 119H5V124H3V125H6V121H7L6 116L4 117ZM12 119H13V118H12ZM19 119H20V118H18L17 121H19V123H20V120H19ZM44 119H46V118H44ZM48 119H49V118H48ZM54 119H56V118H54ZM60 119H61V117H60ZM60 119L58 118V119H57L58 121L56 120V122H55V120H51V123L54 121V123L57 124V123L60 121ZM77 119H78V118H77ZM77 119H75V120H77ZM126 119H128V118H126ZM129 119H130V118H129ZM137 119H136V120H137ZM155 119H154V120H155ZM194 119H195V118H194ZM14 120H15V119H14ZM34 120H35V119H34ZM38 120H37V121H38ZM63 120H64V119H63ZM78 120H79V119H78ZM81 120H83V119H81ZM84 120H85V119H84ZM94 120H95V119H94ZM104 120L106 121V119H104ZM108 120H109V119H108ZM108 120H107V121H108ZM132 120H133V119H132ZM144 120H145V119H144ZM146 120H147V119H146ZM146 120H145V121H146ZM154 120H153V121H154ZM174 120H175V119H174ZM188 120H189V119H188ZM216 120H217V119H216ZM231 120H232V119H231ZM247 120H248V119H247ZM247 120H245V121H247ZM39 121H38V122H39ZM41 121H44V120H41ZM61 121H62V120H61ZM65 121H66V120H65ZM70 121H71V120H70ZM85 121H86V120H85ZM85 121H84V122H85ZM89 121H90V120H89ZM95 121H96V120H95ZM133 121H134V120H133ZM140 121H141V120H140ZM140 121H139V122H140ZM155 121H156V120H155ZM159 121H160V119H159ZM185 121H186V120H185ZM194 121H195V120H194ZM197 121H198V120H197ZM197 121H196V122H197ZM219 121H220V120H219ZM251 121H252V120H251ZM11 122H13V120H11L10 123L7 122V123H8L7 126L12 125ZM44 122H45V121H44ZM78 122H79V121H78ZM86 122H87V121H86ZM91 122H92V121H91ZM113 122H114V120H113ZM139 122H138V123H139ZM177 122H178V121H177ZM177 122H175V124H176ZM183 122H184V121H183ZM234 122H235V121H234ZM240 122L242 123V121H240ZM249 122H250V121H249ZM260 122H261V121H260ZM260 122H259V123H260ZM0 123H1V122H0ZM13 123H15V122H13ZM41 123L43 124V122H41ZM41 123H39V124L41 125ZM46 123H47V122H46ZM46 123H45V124H46ZM64 123H66V122H64ZM93 123H95V122H93ZM99 123H100V122H99ZM133 123H134V122H133ZM135 123H136V122H135ZM145 123L147 124V123H148V120H147ZM145 123H144V125H145ZM168 123H169V122H168ZM203 123H204V122H203ZM207 123H208V122H207ZM227 123H228V122H227ZM235 123H236V122H235ZM256 123H257V122H256ZM256 123H255V125H256ZM263 123H264V121H263ZM263 123H262V124H263ZM27 124H28V123H27ZM32 124H33V123H32ZM68 124H69V123H68ZM77 124H78V123H77ZM130 124H132V123H130ZM142 124H143V123H142ZM151 124H152V121H151ZM157 124H159V123H157ZM173 124H174V123H173ZM181 124H182V123H181ZM198 124H199V121H198ZM212 124H213V123H212ZM14 125L17 126L16 123H15ZM33 125H36V122H35V124H33ZM33 125H31V127H32ZM47 125L49 126V122H48ZM53 125H54V124H53ZM111 125H112V124H111ZM132 125H133V124H132ZM132 125H131V126H132ZM242 125H243V124H242ZM251 125H252V124H251ZM29 126H30V124H29ZM42 126H44V124H43ZM48 126H47V127H48ZM99 126H100V125H99ZM99 126H98V127H99ZM104 126H105V125H104ZM109 126H110V125H109ZM117 126H118V125H117ZM149 126H150V125H149ZM151 126H152V125H151ZM159 126H160V125H159ZM172 126H173V125H172ZM182 126H183V125H182ZM191 126H192V125H191ZM191 126H190V127H191ZM196 126H197V125H196ZM196 126H195V127H196ZM238 126H239V124H238ZM244 126H245V125H244ZM260 126H261V125H260ZM0 127H1V126H0ZM21 127H24V126H21ZM38 127H39V125H38ZM44 127H45V126H44ZM44 127H42V128H44ZM50 127H52V124H51ZM63 127H64V126H63ZM79 127H80V126H78L77 129H78ZM110 127H111V126H110ZM152 127H154V126H152ZM152 127H151V128H152ZM177 127H179V126H177ZM184 127H186V126H184ZM210 127H211V126H210ZM239 127H240V126H239ZM256 127H257V125H256ZM263 127H264V126H263ZM5 128H7V127H5ZM5 128H4V129H5ZM17 128H18V127H16L15 129L19 131V129H17ZM34 128H35V127H34ZM39 128L41 129V126H40ZM48 128H49V127H48ZM82 128H83V126H82ZM101 128H102V127H101ZM103 128H104V127H103ZM135 128H136V127H135ZM163 128H164V127H163ZM165 128H166V127H165ZM179 128H180V127H179ZM198 128H199V127H198ZM201 128H202V127H201ZM205 128H206V127H205ZM245 128H247V127H245ZM245 128H244V129H245ZM248 128H249V127H248ZM4 129H3V130H4ZM24 129H25V127H24ZM24 129L22 128V130H24ZM37 129H38V128H37ZM45 129H46V128H45ZM75 129H76V128H75ZM95 129H96V128H95ZM95 129H94V130H95ZM107 129H108V128H107ZM116 129H117V128H116ZM126 129H127V128H126ZM156 129H157V128H156ZM176 129H177V128H176ZM187 129H188V128H187ZM26 130H27V128H26ZM41 130H44V129H41ZM50 130H51V128H50ZM65 130H66V132H67V129H65ZM80 130H81V129H80ZM91 130H92V129H91ZM100 130H101V129H100ZM149 130H150V129H149ZM174 130H175V129H174ZM182 130H183V129H181L180 131H182ZM184 130H185V129H184ZM189 130H190V129H189ZM192 130H193V128H192ZM192 130H191V131H192ZM199 130H201V129H199ZM235 130H236V129H235ZM261 130H262V129H261ZM31 131H32V130H31ZM45 131H47V130H45ZM52 131H53V130H52ZM108 131H109V130H108ZM110 131H111V129H110ZM113 131H114V130H113ZM151 131H154V130H151ZM162 131H163V130H162ZM166 131H167V130H165V132H166ZM180 131H179V132H180ZM236 131H237V130H236ZM0 132H3V131H0ZM19 132H20V131H19ZM22 132H23V131H22ZM25 132H26V131L24 130V132H23L24 134H22V135H26V134L28 133V131H27L26 133H25ZM36 132H38V130H37ZM41 132H42V131H41ZM41 132H40V133H41ZM53 132H54V131H53ZM60 132H61V131H60ZM63 132H64V131H63ZM74 132H75V131H74ZM80 132H82V130H81ZM84 132H85V131H83V133H84ZM134 132H135V131H134ZM134 132H133V134H134ZM148 132H149V131H148ZM156 132H157V131H156ZM156 132H155V133H156ZM163 132H164V131H163ZM168 132H169V131H168ZM196 132H197V131H196ZM234 132H235V131H234ZM251 132H252V131H251ZM262 132H263V131H262ZM14 133H16V132H14ZM40 133H38V134H40ZM69 133H71V132H69ZM83 133H82V134H83ZM95 133H96V134H100V133H98L97 131H96ZM95 133H94V134H95ZM150 133H152V132H150ZM160 133H161V132H160ZM173 133H174V132H173ZM212 133H214V132H212ZM225 133H226V132H225ZM231 133H232V132H231ZM3 134H4V133H3ZM16 134L19 135V133H16ZM31 134H32V133H31ZM38 134H36V135L39 136ZM62 134H63V133H62ZM62 134H60V135L62 136ZM67 134H68V133H67ZM71 134H72V133H71ZM85 134H86V132H85ZM90 134H92V133H91V132L88 133V135L91 137ZM111 134H112V133H111ZM135 134L137 135V133H135ZM144 134H145V133H144ZM144 134H143V135H144ZM156 134H158V133H156ZM156 134H155V135H156ZM169 134H170V133H169ZM177 134H178V133H177ZM186 134L189 135L187 132H186ZM232 134H234V133H232ZM236 134H240V133H236ZM236 134H235V135H236ZM262 134H263V133H262ZM1 135H2V133H1ZM18 135H16V136H18ZM29 135H30V131H29ZM29 135L27 134L26 136H28V139L31 141L32 137L30 136V138H31V139H30V138H29ZM34 135H35V134H34ZM34 135H32V136L34 137ZM76 135H77V134H76V132H75V136H76ZM83 135H84V134H83ZM107 135H108V134H107ZM113 135H114V134H113ZM130 135H131V134H130ZM138 135H139V134H138ZM138 135H137V136H138ZM141 135H142V134H141ZM149 135L151 136V134H149ZM149 135H147V136H149ZM155 135L152 136V137L154 138ZM171 135H172V134H171ZM175 135H176V133H175ZM182 135H183V133H182ZM201 135H202V134H201ZM242 135H243V134H242ZM3 136H4L3 138H6L5 135H3ZM16 136H15V137H16ZM40 136H41V134H40ZM54 136H55V135H54ZM54 136H53V138L51 137L49 141H51V139H54ZM80 136H81V135H80ZM80 136H78V138H79ZM92 136L94 137V135H92ZM109 136L111 137V135H109ZM159 136H160V135H159ZM159 136H157V137H159ZM162 136H163V135H162ZM164 136H165V135H164ZM176 136H177V135H176ZM195 136H196V135H195ZM197 136H198V135H197ZM236 136H237V135H236ZM236 136H235V137H236ZM22 137H23V136H22ZM35 137H36V136H35ZM35 137H34V138H35ZM47 137H48V136H47ZM64 137H66V136H64ZM67 137H68V136H67ZM73 137H74V134H73ZM96 137H97V136H96ZM100 137H102V135H101ZM104 137H105V136H104ZM119 137H120V136H119ZM121 137H123V136H121ZM124 137H125V136H124ZM126 137H127V136H126ZM133 137H134V136H133ZM145 137H146V136H145ZM145 137H144V138H145ZM169 137H170V136L168 135V138H169ZM180 137H181V135H180ZM180 137H179V138H180ZM187 137H189V136H187ZM198 137H199V136H198ZM202 137H203V136H202ZM16 138H18V137H16ZM42 138H43V137H42ZM44 138H45V137H44ZM60 138H61V137H59V139H60ZM69 138H70V137H69ZM129 138H130V136L128 137V139H129ZM135 138H136V137H134V139H135ZM140 138H141V137H140ZM162 138H163V140H164L166 137H165V138L162 137ZM171 138H172V136H171ZM182 138H183V137H182ZM185 138H186V137H185ZM185 138H184V139H185ZM189 138H190V137H189ZM204 138L206 139V137H204ZM221 138H222V137H221ZM229 138H231V137H229ZM246 138H247V137H246ZM39 139H40V138H39ZM59 139H55V140H56L55 142L57 143V140L59 141ZM65 139H67V138H65ZM90 139H91V138H90ZM104 139H105V138H104ZM104 139H102V140H103V143H104V141H105ZM112 139H113V138H112ZM116 139H117V138H116ZM119 139H120V138H119ZM126 139H127V138H126ZM132 139H133V138H132ZM149 139H151V137H149ZM159 139H161V138H159ZM169 139H170V138H169ZM193 139H194V138H193ZM249 139H250V138H249ZM249 139H248V140H249ZM256 139H258V138H256ZM2 140L4 141L5 139H2ZM24 140H25V139H24ZM47 140H48V139H47ZM47 140H46V141H47ZM78 140H79V139H77V141H78ZM81 140H82V139H81ZM114 140H115V139H114ZM137 140H139V139H137ZM141 140H142V138H141ZM146 140H147V139H146ZM161 140H162V139H161ZM161 140H160V141H161ZM167 140H168V139H166V142H167ZM170 140H171V139H170ZM170 140H169V141H170ZM176 140H177V139H176ZM206 140H207V139H206ZM209 140L211 141V140H212V137H211ZM225 140H226V139H225ZM236 140H237V138H236ZM240 140H241V139H240ZM258 140H259V139H258ZM258 140H257V141H258ZM6 141H7V140H5V142H6ZM36 141H37V140H36ZM49 141L46 142V143L49 144ZM52 141H53V140H52ZM63 141H64V139L62 140V142H63ZM72 141H73V140H72ZM75 141H76V140H75ZM79 141H80V140H79ZM79 141H78V142H79ZM83 141H84V140H82V142H83ZM91 141L96 142L95 140H90L89 142H91ZM128 141H129V140H128ZM157 141H158V140H157ZM160 141H159V142H160ZM188 141H189V140H188ZM190 141H191V140H190ZM202 141L204 142V139H202ZM202 141H201V142H202ZM215 141H216V140H215ZM222 141H223V140H222ZM253 141H254V140H253ZM1 142H2V141H1ZM8 142H9V141H8ZM12 142H13V141H12ZM12 142H11V143H12ZM23 142H25V141H23ZM34 142H35V141H34ZM55 142L53 143L54 145L56 144ZM97 142H98V141H97ZM100 142H101V140H100ZM118 142L120 143L121 141L119 140V141L115 142L116 145L118 144ZM142 142H143V141H142ZM151 142H152V141H151ZM151 142H150V146H151V147H152V145L155 146V147L158 146V145H156V144H155V145H154V144L151 145ZM162 142H164V141H162ZM166 142H165V143H166ZM172 142H173V141H172ZM176 142H177V141H176ZM176 142H175V144H176ZM178 142H179V140H178ZM185 142H186V141H185ZM191 142H192V141H191ZM211 142H212V141H211ZM217 142H218V141H217ZM247 142H248V141H247ZM13 143H14V142H13ZM13 143H12V144H13ZM27 143H28V142H27ZM39 143L41 144L42 142L39 141L38 143H32V145L34 144V146L36 147L35 144H37V146H38ZM50 143H51L50 145H52V142H50ZM59 143H60V142H59ZM76 143H77V142H76ZM113 143H114V142H113ZM113 143H112V144H113ZM122 143H124L123 140H122ZM133 143H134V142H133ZM144 143H145V142H144ZM146 143H147V142H146ZM154 143H155V141H154ZM167 143H168V142H167ZM183 143H184V142H182L180 146L178 145L179 147H182V148H180L181 150L183 149V145H182ZM187 143H188V142H187ZM189 143H190V142H189ZM189 143H188V144H189ZM229 143H231V142L229 141ZM234 143H235V142H234ZM236 143H237V141H236ZM244 143H245V142H244ZM244 143H243V144H244ZM250 143H251V142H250ZM3 144H4V143H2V146H4ZM7 144H8V143H7ZM40 144H39V146H40ZM74 144H75V143H74ZM74 144L72 143V144H70V145H74ZM79 144H80V143H79ZM83 144H84V143H83ZM101 144H102V143H101ZM101 144L98 145V143H96V145H98V148H99V149H98L97 147H95L94 145H93V147H95V149L99 152V150L102 148V147H101V148L99 147ZM120 144H121V143H120ZM120 144H119V145H120ZM125 144H126V143H125ZM130 144H131V143H130ZM148 144H149V143H148ZM169 144H170V143H168V145H169ZM173 144H174V143H173ZM179 144H180V143H179ZM204 144H205V143H204ZM208 144H210V143L208 142ZM215 144H216V143H215ZM218 144H219V143H218ZM17 145H18V144H17ZM30 145H31V144H30ZM32 145H31V148L34 147V146H32ZM41 145L44 147V144H43V143H42ZM45 145H47V144H45ZM68 145H69V144H68ZM81 145H82V144H81ZM89 145H90V143H89ZM128 145H129V144H128ZM131 145H133V144H131ZM135 145H137V144H135ZM145 145H146V144H145ZM164 145H165V144H164ZM185 145H186V144L184 143V147H186ZM201 145L203 146V144H201ZM213 145H214V144H213ZM2 146H0V147H2ZM20 146H22V145H18L19 149H20ZM39 146H38V147H39ZM52 146H53V145H52ZM78 146H79V145H78ZM104 146H105V145H104ZM112 146H113V145L109 146L108 148L110 149ZM114 146H115V145H114ZM117 146H118V145H117ZM117 146H116V147H117ZM140 146H141V144H140ZM146 146H147V145H146ZM159 146H160V145H159ZM195 146H196V145H195ZM202 146H201V147H202ZM207 146H208V145H206V147H204V148L207 149ZM214 146H216V145H214ZM223 146H225V145H223ZM252 146H253V145H252ZM257 146H259V144H258ZM261 146H263V145L261 144ZM24 147H25V146H24ZM40 147H41V146H40ZM40 147H39V148H40ZM45 147H46V146H45ZM70 147H71V146H68V148H70ZM133 147H134V145H133ZM147 147H148V146H147ZM162 147H163V146H162ZM176 147H177V146H176ZM176 147H174V148L176 149ZM201 147H200V148H201ZM209 147H210V145H209ZM231 147H233V146H231ZM253 147H254V146H253ZM36 148H37V147H36ZM47 148L50 149L49 145H48ZM63 148H64V147H63ZM65 148H66V147H65ZM120 148H121V147H120ZM120 148H119V149H120ZM128 148H129V146H128ZM138 148L140 149V147H138ZM153 148H154V147H153ZM153 148H152V149H153ZM174 148H173V149L171 148V149H169V150H170V151H171V150L173 151ZM219 148H220V147H219ZM226 148H227V147H226ZM255 148H256V147H255ZM261 148H263V147H261ZM10 149H11V148H10ZM10 149H8V151H9ZM16 149H17V148H16ZM19 149L16 151L17 154L22 153L21 155H22L23 157H25V158H26L27 156H28V157H29V156H32V154L35 155V153L32 152L33 150L31 151L32 154H30V155L28 154V151H29L28 149H29V148L26 149V150H27V153H23V152H26L25 149L21 148L22 150H25V151H23V152H20ZM33 149H35V148H33ZM58 149H59V148H58ZM77 149H78V148H77ZM85 149H87V147H86ZM95 149H94V150H95ZM111 149H112V148H111ZM115 149L117 150L118 147L115 148ZM119 149H118V151L123 150V149H121V150H119ZM141 149H142V148H141ZM154 149H156V151L158 152V149H159V148H154ZM154 149H153V150H154ZM194 149H195V148H194ZM210 149H211V148H210ZM210 149H209V150H210ZM221 149H222V148H221ZM223 149H224V148H223ZM223 149H222V150H223ZM241 149H242V148H241ZM251 149H252V148H251ZM68 150H69V149H68ZM80 150H81V149H80ZM94 150H93V151H94ZM148 150H149V149H148ZM150 150H151V149H150ZM150 150H149V151H150ZM177 150H178V148H177ZM184 150H185V149H184ZM184 150H182V151H184ZM195 150H196V149H195ZM247 150H248V149H247ZM254 150H255V149H254ZM1 151H2V150H1ZM3 151H4V150H3ZM11 151H12V150H11ZM37 151H39V149H38ZM43 151H44V150H43ZM43 151H42V152H43ZM51 151H52V150H51ZM53 151H54V150H53ZM60 151H61V150H60ZM102 151H103V150H102ZM132 151H133V150H132ZM132 151H131V152H132ZM159 151H160V150H159ZM162 151H163V150H162ZM167 151H168V150H167ZM167 151H166V152H167ZM172 151H171V152H172ZM192 151H193V150H192ZM218 151H219V150H218ZM230 151H231V150H230ZM235 151H236V150H235ZM16 152H15V154H16ZM19 152H20V153H19ZM40 152H41V150H40ZM46 152H47V151H46ZM48 152H49V151H48ZM64 152H65V151H64ZM81 152H82V151H81ZM84 152H85V151H83V153H84ZM112 152H113V151H112ZM123 152H126V151L123 150ZM123 152H122V154H123ZM136 152H137V151H136ZM139 152H140V150H139ZM157 152H156V153H157ZM164 152H165V151H164ZM179 152H180V151H179ZM179 152H176V153H175V151H174L173 153L175 154V156L172 155L173 157H175V159H174L173 157H172V158H173L176 162H180L179 159H181V158H178V161H177V159H176L177 156H181V155H179V154H181V153H179ZM212 152H213V151H211L210 153H212ZM219 152H220V151H219ZM226 152H227V151H226ZM237 152H238V151H237ZM250 152H251V151H249V153H250ZM37 153H38V152H37ZM59 153H60V152H59ZM74 153H75V152H74ZM77 153H78V151H77ZM154 153H155V152H154ZM167 153H168V152H167ZM169 153H170V152H169ZM173 153H172V154H173ZM178 153H179V154H178ZM202 153H203V151H202ZM208 153H209V152H208ZM216 153H217V152H216ZM232 153H233V152H232ZM262 153H263V152H262ZM2 154H3V153L0 152V155H2ZM11 154H12V153H11ZM11 154H10V155H11ZM61 154H62V151H61ZM67 154H68V153H67ZM88 154H89V156H91V155H90L91 153H88ZM110 154H111V153H109V156H110ZM141 154H142V153H141ZM141 154H140V155H141ZM144 154H146V152H144ZM149 154H150V153H149ZM152 154H153V153H152ZM164 154H165V153H164ZM170 154H171V153H170ZM189 154H190V153H189ZM197 154H198V153H197ZM204 154H205V153H204ZM255 154H256V153H255ZM13 155H14V154H13ZM43 155H44V154L41 153V156H43ZM53 155H54V154H53ZM55 155H56V154H55ZM62 155L64 156V154H62ZM65 155H66V154H65ZM72 155H73V154H72ZM82 155H83V154H82ZM84 155H85V154H84ZM96 155H97V154H96ZM112 155H113V154H112ZM138 155H139V154H138ZM140 155H139V158H138V156L135 154V156H137L138 159H141L142 156L140 157ZM166 155H167V154H166ZM176 155H177V156H176ZM183 155H184V154H183ZM192 155H193V154H192ZM194 155H195V154H194ZM194 155H193V158L195 159L196 157H195ZM199 155H200V154H199ZM206 155H207V154H206ZM216 155H218V153H217ZM250 155H251V154H250ZM6 156H7V155H6ZM17 156H18V155H17ZM19 156H20V155H19ZM22 156H21V158H22ZM36 156H37V155H35V158H33V157L31 158V157H30V158H31V162H32L33 159L36 160ZM38 156L40 157V155H38ZM45 156H46V155H45ZM75 156H77V155H74V158H75ZM89 156H88L87 158H89ZM114 156H115V154H114ZM114 156H113V157H114ZM118 156H119V155H117V157H118ZM125 156H127V155H125ZM125 156L120 155V157H124V158H125ZM130 156H131V154H130ZM145 156H146V155H145ZM155 156H156V155H155ZM169 156H170V155H169ZM227 156H228V155H227ZM230 156H231V155H230ZM232 156H233V155H232ZM245 156H246V155H245ZM248 156H249V155H248ZM258 156H259V155H258ZM28 157H27V158H28ZM80 157H81V156H80ZM115 157H116V156H115ZM117 157H116V158H117ZM120 157H119L118 160L121 159ZM166 157H167V156H166ZM181 157H183V156H181ZM187 157H188V156H187ZM37 158H38V157H37ZM57 158H59V157H57ZM57 158H56V159H57ZM67 158H70V157H67ZM76 158L78 159V156H77ZM82 158H84V157H82ZM85 158H86V156H85ZM124 158H123V163H121V164H122V167H123V165H126V167H125L126 170H124V169H125L124 167H123L122 169H123V172H124V173H127L126 171H127L128 169L130 170V167L127 169V167H128L127 165H129V164H127V162L125 163V161H124L125 159H124ZM126 158H127V157H126ZM130 158H131V157H130ZM130 158H129V159H130ZM172 158H171V159H172ZM197 158H198V157H197ZM200 158H201V156H200ZM221 158H222V157H221ZM221 158H220V159H221ZM13 159H14V158H13ZM13 159H12V160H13ZM16 159H17V161H19V158H17L16 155H15V160H16ZM40 159H44V157H43V158H40ZM40 159H39V161H40ZM56 159H54V160H55V163L53 164V166H55V164H57V163H58L57 166H59V164H60V163H59L60 160L57 159V160H59V161L56 163ZM63 159L65 160L66 157L64 156V157L62 158V160H63ZM129 159H128V160H129ZM142 159H144V158L142 157ZM145 159H146V158H145ZM150 159H151V158H150ZM163 159H164V158H163ZM184 159H185V158H184ZM184 159H183V160H184ZM190 159L193 160L192 157H190ZM190 159H189V160H190ZM218 159H219V158H218ZM224 159H225V158H224ZM238 159H239V158H238ZM249 159H250V158H249ZM261 159H262V158H261ZM261 159H260V160H261ZM12 160H10V161H12ZM54 160H53V161H54ZM62 160H61V162H63ZM70 160H71V159H70ZM70 160H69V163L73 161V160H71V161H70ZM79 160H80V158H79ZM88 160H89V159H88ZM91 160H92V158H91ZM95 160H96V159H94L93 162H95ZM115 160H116V159H115ZM118 160H116V162H117ZM136 160H137V159L135 158V161H136ZM166 160L168 161L167 158H165L164 161H161V162H162V165H161V166H162V167L164 166L163 168H165V169H166L168 166L171 167V166H170V162H169V161L166 162ZM169 160H170V159H169ZM191 160H190V161H191ZM198 160H199V159H198ZM198 160H197V161H198ZM201 160H202V159H201ZM205 160H206V158H205ZM3 161H4V160H3ZM3 161H2V163H3ZM10 161H9V159H7V162H10ZM27 161H28V160H27ZM37 161H38V160H37ZM37 161H36V162H37ZM41 161H42V160H41ZM41 161H40L39 164H45V163H43V162H41ZM65 161H67V160H65ZM76 161H78V160H76ZM82 161H83V160H82ZM121 161H122V160H121ZM121 161H120V162H121ZM126 161H127V160H126ZM135 161H134V162H135ZM156 161H157V160H156ZM171 161H172V160H171ZM184 161H185V160H184ZM212 161H213V160H212ZM223 161H224V160H223ZM223 161H222V162H223ZM228 161H229V160H228ZM248 161H249V160H248ZM0 162H1V160H0ZM5 162H6V161H5ZM23 162L25 163V161H23ZM44 162H45V161H44ZM74 162H75V160H74ZM99 162H100V161H99ZM114 162H115V161H114ZM118 162H119V161H118ZM118 162L115 163V164L120 166V162H119V163H118ZM128 162L130 163V161H128ZM132 162H133V161H132ZM139 162H140V161H139ZM164 162H165V163H164ZM186 162H187V161H186ZM213 162H214V161H213ZM226 162H227V161H226ZM234 162H235V161H234ZM250 162H251V161H250ZM10 163H11V162H10ZM64 163H66V162H64ZM87 163L91 164L90 162H87ZM101 163H102V162H101ZM109 163H110V162H109ZM109 163H108V164H109ZM124 163H125V164H124ZM136 163H137V162H136ZM157 163L159 164V161H158ZM167 163H168L169 165H166ZM173 163H174V162H173ZM193 163H194V160H193ZM228 163H229V162H228ZM19 164L21 165L22 163H19ZM61 164H62V163H61ZM80 164H83V163H80ZM93 164H94V163H93ZM131 164H132V163H131ZM134 164H135V163H134ZM171 164H172V163H171ZM175 164H176V163H175ZM177 164L179 165V163H177ZM177 164H176V165H177ZM195 164H196V160H195ZM218 164H219V163H218ZM221 164H222V163H221ZM0 165H1V164H0ZM5 165L7 166L6 163H5ZM20 165H18V170H16L17 173L12 171V172L14 173V176H11V172H10V170H13V169L10 168V170H9V167H8V172H10V175L7 174V175H8V178L5 177V176H3L2 178H5L6 180L10 178V181H11V180H14V177L17 176V175H19V174H18L19 172H21V171L24 172V169H25V168H24V169H21V171H19V170H20V169H19ZM23 165H24V164H22L21 166H23ZM31 165H32V164H29L30 168H34L35 165H32L33 167H32ZM46 165H47V164H46ZM48 165H49V163H48ZM64 165H66V164H64ZM67 165H68V164H67ZM71 165L76 166V164H71ZM106 165H107V162H106ZM111 165L113 166L112 162H111ZM183 165H184V164H183ZM212 165H213V163H212ZM219 165H220V164H219ZM219 165H218V166H219ZM238 165H239V164H238ZM25 166H27V168L25 169V172H26V170L28 169L29 166H28V164H25ZM36 166H40V165H37V164H36ZM92 166H93V165L91 164V167H92ZM101 166L104 167L105 164H104V165H101ZM108 166H109V165H108ZM129 166H130V165H129ZM131 166H132V165H131ZM141 166H142V165H141ZM147 166H148V165H147ZM156 166H159V165H156ZM184 166H185V165H184ZM193 166H194V165H193ZM240 166L243 167L242 164H240ZM240 166H239V167H240ZM254 166H255V165H254ZM263 166H264V165H263ZM10 167H12V164L10 165ZM62 167L64 168V166H62ZM103 167H102V168H103ZM106 167H107V166H106ZM138 167H139V166H138ZM138 167H137V168H138ZM159 167H160V166H159ZM186 167H187V166H186ZM196 167H197V166H196ZM196 167H194V168H196ZM229 167H230V166H229ZM12 168H13V167H12ZM20 168H21V167H20ZM57 168H58V167H57ZM60 168H61V167H60ZM65 168H67V167H65ZM71 168H73V167H71ZM82 168L84 169V166H82ZM85 168H86V167H85ZM98 168H99V167H97V169H98ZM102 168H99L98 170L95 168V169L97 170V171L95 172L96 175H98V173H99L98 171L102 170ZM107 168H110V167H107ZM116 168H118V167H116ZM119 168H121V166H120ZM151 168H153V167H151ZM156 168H157V167H156ZM175 168H176V167H175ZM184 168H185V167H184ZM190 168H191V167H190ZM190 168H189V169H190ZM214 168H217V167L214 166ZM234 168H235V167H234ZM14 169H17V168H14ZM35 169H37V167H36ZM38 169H39V167H38ZM45 169H46V168H45ZM68 169H69V168H68ZM87 169H89V168H88V165H87ZM112 169H114V168H112ZM139 169H140V168H139ZM154 169H155V166H154ZM158 169H159V168H158ZM161 169H162V168H161ZM189 169H188V170H189ZM220 169H221V168H220ZM224 169H225V168H224ZM236 169H237V168H236ZM256 169H259V168H256ZM51 170H52V169H51ZM58 170H59V169H58ZM60 170H61V169H60ZM89 170H90V172H88L89 174H87V175H90V173L92 172V171H91V168H90ZM155 170H156V169H155ZM167 170H169V169L167 168L166 171H167ZM170 170H171V168H170ZM185 170H186V169H185ZM206 170H207V169H206ZM244 170L246 171L245 168H244ZM252 170H254V169H252ZM4 171H5V170H4ZM18 171H19V172H18ZM46 171H47V170H46ZM48 171H49V169H48ZM63 171H64V170H63ZM82 171H83V170H82ZM85 171H86V169H85ZM87 171H88V170H87ZM87 171H86V172H87ZM120 171H122V170H120ZM148 171H149V170H148ZM150 171H152V170H150ZM160 171H161V170H160ZM163 171H164V170H163ZM174 171H176V170H174ZM179 171H180V170H179ZM213 171H214V170H213ZM239 171H241V170L239 169ZM239 171H238V173H239ZM259 171H260V170H259ZM263 171H264V170H263ZM1 172H2V170H1ZM6 172H7V169H6ZM23 172L21 173L22 175H23ZM29 172H30V170H29L28 173H26V174H29ZM36 172H37V171H35V172H32V171H31L30 173H32V175H35L34 173H36ZM38 172H39V171H38ZM54 172L56 173V171H54ZM61 172H62V171H61ZM83 172H84V171H83ZM102 172H103V173L105 172V168L102 170ZM116 172L118 173L119 171H116ZM136 172H137V171H136ZM145 172H146V171H145ZM145 172H144L143 174H145ZM156 172H157V171H156ZM158 172H159V171H158ZM183 172H184V171H183ZM189 172H190V171H189ZM251 172H252V171H251ZM254 172L256 173V171H253V173H254ZM48 173H49V172H48ZM84 173H85V172H84ZM84 173H83V174L80 173V174H81V175H84ZM103 173H101V171H100L99 174H103ZM112 173H114V172H111V176L109 175L110 177H109V176H108V177L114 181V179H115L116 177L112 178V176H113ZM117 173H116V174H117ZM124 173H123L122 175H124ZM153 173H154V172H153ZM164 173H165V172H164ZM173 173H174V172H173ZM190 173H192V172H190ZM206 173H207V172H206ZM220 173H221V172H220ZM253 173H252V174H253ZM38 174H39V173H37V175H38ZM76 174L79 175L78 173H76ZM104 174H105V173H104ZM108 174H109V173H108ZM136 174H137V173H136ZM154 174H155V173H154ZM171 174H172V173H169L168 175H171ZM177 174H178V173H177ZM193 174H195V173H193ZM208 174H209V173H208ZM211 174H212V173H211ZM230 174H231V173H230ZM243 174H244V173H243ZM243 174H242V175H243ZM248 174H249V173H248ZM248 174H247V175H248ZM258 174H259V175H257V174H256V175L259 177L261 174H260V172H259ZM1 175H2V174H1ZM37 175H36V177H37ZM43 175H44V174H43ZM67 175H68V174H67ZM85 175H86V173H85ZM117 175H118V174H117ZM122 175L119 174L120 177H121ZM151 175H152V173H151ZM183 175H184V173H183ZM215 175H216V174H215ZM215 175H214V176H215ZM221 175H222V174H221ZM231 175H232V174H231ZM231 175H230V176H231ZM20 176H21V175H20ZM23 176L27 177V175H25V173H24ZM50 176H51V175H50ZM57 176H58V175H57ZM71 176H72V175H71ZM100 176H101V175H100ZM125 176H126V175H124V177H121L120 180H122V178H125ZM143 176H145V175H143ZM155 176H156L155 178L158 177V175H156V174H155ZM211 176H212V175H211ZM223 176H224V175H223ZM223 176H222V177H223ZM225 176H226V175H225ZM232 176H233V175H232ZM245 176H246V175H245ZM11 177H12V179H11ZM38 177H39V175H38ZM41 177H42V176H41ZM47 177H49V175H48ZM53 177H54V176H53ZM83 177H84V176H83ZM90 177H91V176H90ZM145 177H146V176H145ZM159 177H160V174H159ZM165 177H166V175L164 176V178H165ZM175 177H176V176H175ZM198 177H199V176H198ZM220 177H221V176H220ZM238 177H240V176H238ZM242 177H243V176H242ZM21 178H22V177H21ZM30 178H32V177L30 176ZM118 178H119V177H118ZM143 178H144V177H143ZM152 178H154V177H152ZM162 178H163V177H162ZM169 178H170V177H169ZM196 178H197V177H196ZM213 178H214V177H213ZM245 178H246V177H245ZM245 178H244V179H245ZM247 178H248V177H247ZM255 178L257 179V177H255ZM260 178H262V177L260 176V177H259V180H260ZM5 179H4V180H5ZM15 179H16V178H15ZM33 179L36 180L34 177H33ZM73 179H74V178H73ZM73 179H72V180H73ZM82 179H83V178H82ZM100 179H102V177H100ZM103 179H107V177H103ZM173 179H174V178L172 177V180H173ZM185 179H186V178H185ZM256 179H255V180H256ZM4 180H3V182H4ZM21 180H22V179H21ZM23 180H24V179H23ZM28 180H29V179L27 178V181H28ZM107 180H109V179H107ZM115 180H117V179H115ZM140 180H141V179H140ZM145 180H146V179H145ZM156 180H158V179H156ZM156 180L153 182L154 184H156ZM172 180H171V181H172ZM190 180H191V179H190ZM193 180H194V179H193ZM231 180H232V179H231ZM233 180H234V179H233ZM236 180H237V179H236ZM241 180H242V178H241ZM241 180H240V181H241ZM255 180H254V182H255ZM259 180H256V181L259 182ZM7 181H8V180H7ZM30 181H31V180H30ZM99 181H100V180H99ZM102 181H103V180H102ZM122 181H123V180H122ZM127 181H128V180H127ZM131 181H132V180H131ZM133 181H134V180H133ZM152 181H153V180H152ZM162 181H163V180H162ZM165 181H166V179H165ZM176 181H177V180H176ZM229 181H230V179H229ZM237 181H238V180H237ZM21 182H22V181H21ZM37 182H38V181H37ZM111 182H112V181H111ZM221 182H222V181H221ZM245 182H247V181H245ZM248 182H249V181H248ZM252 182H253V181H252ZM8 183H9V182H8ZM10 183H11V182H10ZM10 183H9V184H10ZM13 183H14V181H13ZM15 183H16V181H15ZM87 183H88V182H87ZM114 183H115V182H114ZM116 183H118V182H116ZM134 183H135V182H134ZM141 183H142V182H141ZM143 183H144V182H143ZM162 183H163V182H162ZM162 183H160V184H162ZM164 183H165V182H164ZM164 183H163V184H164ZM171 183H172V182H171ZM195 183H196V182H195ZM256 183H257V182H256ZM256 183H255V184H256ZM0 184L2 185V181L0 182ZM16 184H17V183H16ZM34 184H35V183H34ZM36 184H38V183H36ZM76 184H77V183H76ZM80 184H81V183H80ZM95 184H96V183H95ZM97 184H98V183H97ZM145 184H146V183H145ZM187 184H189V183H187ZM207 184H208V183H207ZM234 184H235V183H234ZM7 185H8L7 183H6V184L3 183L2 186H4L3 188H5V187H7ZM17 185H18V184H17ZM60 185H61V184H60ZM102 185H103V184H102ZM135 185H136V184H135ZM169 185H170V184H169ZM202 185H203V184H202ZM215 185H217V184H215ZM244 185H245V183H244ZM29 186H31V185H29ZM67 186L69 187V185H67ZM71 186H72V184H71ZM74 186H75V185H74ZM105 186H106V185H105ZM109 186H110V185H109ZM115 186H116V184H115ZM121 186H122V185H121ZM125 186H126V185H125ZM142 186H143V185H142ZM153 186H154V185H153ZM153 186H152V188H153ZM156 186H157V184H156ZM164 186H165V185H164ZM172 186H173V185H172ZM209 186H210V185H209ZM235 186H236V185H235ZM255 186H256V185H255ZM257 186H258V185H257ZM261 186H263V185H261ZM35 187H36V186H35ZM37 187H38V186H37ZM107 187H108V186H107ZM132 187H133V186H132ZM165 187H166V186H165ZM165 187H162V189L165 188ZM179 187H180V186H179ZM195 187H196V186H195ZM227 187H228V186H227ZM263 187H264V186H263ZM3 188H2V189H3ZM74 188H75V187H74ZM95 188H96V187H95ZM98 188H99V187H98ZM109 188H110V187H109ZM112 188H114V187H112ZM133 188H134V187H133ZM146 188H147V187H146ZM207 188H208V187H207ZM250 188L252 189V186H251ZM66 189H67V188H66ZM107 189H108V188H107ZM124 189H125V188H124ZM126 189H127V188H126ZM177 189H178V188H177ZM179 189H180V188H179ZM217 189H218V187H217ZM227 189H228V188H227ZM227 189H226V190H227ZM34 190H35V189H34ZM93 190H94V189H93ZM151 190H152V189H151ZM164 190H165V189H164ZM167 190H168V186H167ZM169 190H170V189H169ZM169 190H168V191H169ZM174 190H175V189H174ZM194 190H195V189H194ZM252 190H253V189H252ZM255 190L257 191L258 189H255ZM255 190H254V193H255ZM263 190H264V189H263ZM36 191H37V189H36ZM97 191H98V190H97ZM138 191H140V189H139ZM147 191H149V190H147ZM180 191H181V190H180ZM198 191H199V190H198ZM211 191H212V190H211ZM231 191H234V190H231ZM261 191H262V190H261ZM261 191H260V192H261ZM27 192H28V191H27ZM120 192H121V190H120ZM124 192H125V190H124ZM169 192H170V191H169ZM173 192H174V191H173ZM42 193H43V192H42ZM49 193L51 194L52 192L49 191ZM93 193H94V192H93ZM97 193H98V192H97ZM107 193H108V192H107ZM113 193H114V192H113ZM121 193H122V192H121ZM138 193H139V192H138ZM155 193H156V192H155ZM159 193H160V192H159ZM167 193H168V192H167ZM196 193H197V192H196ZM228 193H229V192H228ZM247 193H249V192H247ZM251 193H252V192H251ZM254 193H253V194H254ZM7 194H8V193H7ZM62 194H64V193L62 192ZM148 194H149V193H148ZM150 194H151V193H150ZM164 194H166V193H164ZM187 194H188V193H187ZM200 194H201V193H200ZM237 194H238V193H237ZM237 194H236V195H237ZM249 194H250V193H249ZM33 195H34V194H33ZM51 195H52V194H51ZM53 195H54V194H53ZM58 195H59V194H58ZM87 195H88V194H87ZM90 195H91V194H90ZM93 195H94V194H93ZM113 195H114V194H113ZM125 195H126V194H125ZM155 195H157V194H155ZM189 195H190V194H189ZM206 195H207V194H206ZM218 195H219V194H218ZM225 195H226V194H225ZM233 195H234V194H233ZM250 195H251V194H250ZM5 196H6V195H5ZM26 196H27V195H26ZM39 196H40V195H39ZM65 196H66V195H65ZM80 196H81V195H80ZM85 196H86V195H85ZM114 196H115V195H114ZM153 196H154V194H153ZM159 196H160V195H159ZM193 196H194V194H193ZM203 196H204V195H203ZM220 196H221V195H220ZM245 196H246V195H245ZM56 197L59 198V196H56ZM67 197H69V196H67ZM71 197H72V196H71ZM90 197H91V196H90ZM115 197H116V196H115ZM120 197H121V196H120ZM150 197H151V196H150ZM163 197H164V196H163ZM196 197H197V196H196ZM198 197H201V196L199 195ZM227 197H228V196H227ZM237 197H238V196H237ZM253 197H254V196H253ZM12 198H13V196H12ZM16 198H17V196H16ZM37 198H38V197H37ZM39 198H40V197H39ZM53 198H54V197H53ZM53 198H51V199H53ZM60 198H61V197H60ZM92 198H93V197H92ZM92 198H91V199H92ZM101 198H102V197H101ZM103 198H104V197H103ZM107 198H108V197H107ZM110 198H111V197H110ZM151 198H152V197H151ZM184 198H185V197H184ZM190 198H191V197H190ZM201 198H202V197H201ZM6 199H8V198H6ZM13 199H14V198H13ZM28 199H29V198H28ZM51 199H50V200H51ZM67 199H68V198H66V201H67ZM69 199H70V198H69ZM79 199H80V198H79ZM96 199H97V198H96ZM96 199H95V202H96ZM99 199H100V198H99ZM153 199H154V198H153ZM155 199H156V198H155ZM162 199H164V198H162ZM210 199H211V198H210ZM254 199H255V198H254ZM21 200H22V199H21ZM29 200H30V199H29ZM56 200H57V198H56ZM73 200H74V198H73ZM81 200H83L82 197H81ZM81 200H80V201H81ZM93 200H94V199H93ZM97 200H98V199H97ZM108 200H109V199H108ZM120 200H123V199L120 198ZM125 200H126V199H125ZM129 200H130V199H129ZM148 200H149V199H148ZM196 200H197V199H196ZM219 200H220V198H219ZM221 200H222V199H221ZM224 200H225V199H224ZM241 200H242V198H241ZM249 200H250V199H249ZM22 201H23V200H22ZM24 201H25V200H24ZM54 201H55V200H54ZM66 201H65V202H66ZM74 201H75V200H74ZM78 201H79V200H78ZM100 201H101V200H100ZM106 201H107V200H106ZM157 201H158V200H157ZM167 201H169V200L167 199ZM197 201H198V200H197ZM202 201H203V200H202ZM230 201H231V200H230ZM242 201H243V200H242ZM255 201H256V200H255ZM16 202H18V200H17ZM16 202H15V203H16ZM25 202H28V201H25ZM29 202H30V201H29ZM43 202H44V201H43ZM49 202H52V201H49ZM49 202L47 201V204H48ZM83 202H84V201H83ZM93 202H94V201H93ZM121 202H122V201H121ZM124 202H125V201H124ZM129 202H131V200H130ZM179 202H180V201H179ZM185 202H186V201H185ZM193 202H194V201H193ZM203 202H204V201H203ZM205 202H206V201H205ZM210 202H211V201H210ZM217 202H218V201L216 200V203H217ZM237 202H238V201H237ZM253 202H254V201H252V203H253ZM54 203H56V202H54ZM62 203H63V202H62ZM62 203H61V204H62ZM122 203H123V202H122ZM159 203H160V202H159ZM180 203H181V202H180ZM188 203H189V202H188ZM195 203H196V202H195ZM218 203H219V202H218ZM223 203H225L226 205L228 204L227 202H223ZM235 203H236V201H235ZM239 203H240V202H239ZM243 203H244V202H243ZM11 204H12V203H11ZM35 204H36V203H35ZM58 204H59V203H58ZM86 204H87V203H86ZM86 204H85V205H86ZM120 204H121V203H120ZM171 204H172V203H171ZM190 204H192V202H191ZM190 204H189V205H190ZM213 204H214V202H213ZM232 204H233V203H232ZM9 205H10V204H9ZM38 205H39V204H38ZM49 205H50V204H49ZM94 205H95V203H94ZM103 205H105V204L103 203ZM112 205H114V204H111V206H112ZM121 205H122V204H121ZM178 205H179V203H178ZM197 205H198V204H197ZM197 205H196V206H197ZM217 205H218V204H217ZM237 205H238V204H237ZM240 205H241V204H240ZM240 205H239V206H240ZM249 205H250V204H249ZM0 206H1V205H0ZM4 206H5V205H4ZM7 206H8V205H7ZM7 206H5V207H7ZM11 206H13V205H11ZM107 206H108V205H106V207H107ZM114 206H115V205H114ZM130 206H131V205H130ZM161 206H162V205H161ZM171 206H172V205H171ZM186 206H187V205H186ZM205 206H206V205H205ZM205 206H204V208H206ZM213 206H214V205H213ZM222 206H224V205H221V207H222ZM253 206H254V205H253ZM257 206H258V205H257ZM55 207H56V206H55ZM95 207H96V206H95ZM100 207H101V205H100ZM102 207H103V206H102ZM106 207H104V209H105ZM108 207H109V206H108ZM117 207H118V206H116V208H117ZM127 207H129V205H127ZM146 207H147V206H146ZM187 207H188V206H187ZM197 207H198V206H197ZM211 207H212V206H211ZM229 207H230V205H229ZM232 207H233V206H232ZM241 207H242V206H240V208H241ZM2 208H3V207H2ZM10 208H11V207L9 206L7 209H10ZM36 208H37V207H36ZM110 208H111V207H110ZM129 208H130V207H129ZM132 208H133V207H132ZM141 208H142V207H141ZM175 208H176V207H175ZM175 208H174V209H175ZM182 208H183V207H182ZM204 208H203V210H202V207H201V210L204 211ZM207 208H209V207L207 206ZM233 208H234V207H233ZM244 208H245V207H244ZM246 208H247V207H246ZM246 208H245V209H246ZM253 208H254V207H253ZM0 209H1V208H0ZM7 209H6V210H7ZM24 209H25V208H24ZM43 209H44V207H43ZM179 209H180V208H179ZM186 209H187V208L184 209L185 212L187 211ZM192 209H193V208H192ZM211 209H212V208H211ZM224 209H225V208H224ZM247 209H248V208H247ZM15 210H16V209H15ZM39 210H40V209H39ZM39 210H38V212H39ZM46 210H48V209H46ZM108 210L111 211V209H108ZM134 210H135V209H134ZM170 210H171V209H170ZM180 210H181V209H180ZM180 210H179V211H180ZM197 210H198V209H197ZM201 210H199V214H197V215H194V214H193V215H194V217L199 216V218H198L199 220H197L198 223H200L199 221H202V222H205V223H206L207 220H206V221H203V220H205V217H206V216L204 217V214H203V212H202ZM209 210H210V209H209ZM219 210H220V208H219ZM221 210H222V209H221ZM221 210H220V211H221ZM237 210H238V209H237ZM250 210H251V209H250ZM36 211H37V210H36ZM110 211H109V212H110ZM117 211H118V208H117ZM125 211H126V209H125ZM146 211H147V210H146ZM184 211H183V212H184ZM211 211H212V210H211ZM217 211H218V210H217ZM220 211H219L218 213H220ZM32 212H33V211H32ZM38 212H37V213H38ZM103 212H104V211H103ZM120 212H121V211H120ZM165 212H166V210H165ZM200 212L203 214V217H204V218L202 217L203 219L200 217V216H201V213H200ZM213 212H214V211H213ZM231 212H232V211H231ZM238 212H240V210H239ZM256 212H257V211H256ZM40 213H41V212H40ZM58 213H59V212H58ZM124 213H125V212H124ZM168 213H169V212H168ZM178 213H179V212H178ZM181 213H182V212H181ZM181 213H180V218L183 216V213H182V214H181ZM192 213H193V212H192ZM211 213H212V212H211ZM211 213L208 212L207 217H210V218H211V216H210ZM214 213H215V212H214ZM218 213H216L215 215H217ZM229 213H230V212H229ZM243 213H245V212H243ZM243 213H239V214H242V215L239 216V217H243V216H244ZM53 214H54V213H53ZM121 214H122V213H121ZM125 214H126V213H125ZM173 214H174V213H173ZM184 214H186V213H184ZM212 214H213V213H212ZM221 214H222V213H221ZM235 214H236V212H235ZM237 214H238V213H237ZM239 214H238V215H239ZM262 214H263V213H262ZM7 215H9V214H7ZM51 215H52V214H51ZM51 215H48V216L50 217ZM118 215H119V214H118ZM136 215H137V214H136ZM188 215H189V213H188ZM190 215H191V214H190ZM215 215H214V218L216 217ZM258 215H259V214H258ZM102 216H103V215H102ZM218 216H219V214H218ZM226 216H227V215H226ZM229 216H230V215H229ZM247 216H248V215H247ZM250 216H251V215H250ZM207 217H206V218H207ZM220 217H221V220L224 219V218H222V215H220ZM227 217H228V216H227ZM234 217H235V216H233V218H232L233 220H235ZM239 217H238V218H239ZM251 217H252V216H251ZM254 217H255V216H254ZM101 218H102V217H101ZM180 218H179V219H180ZM185 218H186V217H185ZM188 218H189V220L191 219L190 216H189ZM192 218H193V217H192ZM200 218H201V219H200ZM216 218H217V217H216ZM216 218H215V219H216ZM236 218H237V217H236ZM252 218H253V217H252ZM183 219H184V218H183ZM212 219H213V218H212ZM212 219H211V220H212ZM225 219H226V218H225ZM228 219L232 220V219L229 218V217H228ZM228 219H226V220H228ZM243 219H244V217H243ZM116 220H117V219H116ZM118 220H119V219H118ZM120 220H121V219H120ZM192 220H194V218H193ZM211 220H210V221H211ZM216 220H217V219H216ZM230 220H229V221H230ZM246 220H247V219H246ZM250 220H252V219H250ZM255 220H256V219H255ZM255 220H253V221H255ZM263 220H264V219H263ZM178 221H179V220H178ZM180 221H182V219H181ZM183 221H184V220H183ZM195 221H196V220H195ZM195 221H194V223H195ZM210 221H209V222H210ZM214 221H215V220H214ZM214 221H212V222H214ZM248 221H249V220H247V222H248ZM261 221H262V220H261ZM92 222H93V221H92ZM212 222H211V224H214V223H212ZM244 222H245V221H244ZM249 222H250V221H249ZM117 223H118V222H117ZM184 223H185V222H184ZM188 223H190V221H189ZM224 223L226 224L225 220H224ZM232 223H233V222H232ZM234 223L237 224L236 221H235ZM62 224H63V223H62ZM168 224H169V223H168ZM176 224H177V223H176ZM179 224L181 225V223H179ZM179 224H178V225H179ZM192 224H193V223H192ZM217 224H218V223H217ZM219 224H220V226H221V223H219ZM225 224H224V226H225ZM241 224H242V223H241ZM243 224H244V223H243ZM247 224H248V223H247ZM258 224H259V223H258ZM9 225H10V224H9ZM12 225H13V224H12ZM178 225H177V227H178ZM185 225H186V224H185ZM189 225H190V224H189ZM189 225H187V226H189ZM208 225H209V224H208ZM214 225H215V224H214ZM222 225H223V224H222ZM228 225H229V224H227V226H228ZM239 225H240V223H239ZM183 226H184V225H183ZM197 226H198V225H197ZM211 226H212V225H210V227H211ZM227 226H225V227L227 228ZM243 226H244V225H243ZM249 226H250V224H249ZM203 227H207V226H203ZM203 227L200 226V228H203ZM212 227H213V226H212ZM231 227H232V229H230V230H231V231L233 230L231 233L234 232V234H235L236 232H238V233L240 232V231H236V232L234 231V229H235V228H234V225H233V226L231 225ZM231 227H230V228H231ZM235 227H236V225H235ZM237 227H238V226H237ZM252 227H253V226H252ZM256 227H257V226H256ZM256 227H255V228H256ZM260 227H261V226H260ZM260 227H259V228H260ZM54 228H55V227H54ZM65 228H66V227H65ZM81 228H82V227H81ZM128 228H133V227L131 226V227H128ZM128 228H127V229H128ZM140 228H141V227H140ZM189 228H190V227H189ZM200 228H199V229H200ZM215 228H216V227H215ZM228 228H229V227H228ZM240 228H241V227H240ZM52 229H53V228H52ZM78 229H79V228H78ZM123 229H124V228H123ZM127 229H126V230H127ZM135 229H136V228H135ZM185 229H186V227H185ZM203 229H205V228H203ZM203 229H201V231H200V233H201L200 235H202V236L204 235V234H202V231H203V233H204V230H203ZM206 229H207V228H206ZM210 229H211V231H212V228H210ZM219 229H220V228H219ZM219 229L216 228V230H219ZM237 229H238V228H237ZM105 230H106V229H105ZM116 230H117V229H116ZM120 230H121V229H120ZM120 230H119V231H120ZM124 230H125V229H124ZM138 230H139V229H138ZM138 230H136V231H138ZM189 230H190V229H189ZM192 230H193V229H192ZM196 230H197V228H196ZM221 230H222V232H223L225 229L223 230V229L221 228ZM230 230H228V232H225V231H226V230H225L224 232L227 234V233H229ZM244 230H246V229H244ZM247 230L249 231L248 228H247ZM250 230H251V229H250ZM48 231H49V230H48ZM67 231H68V230H67ZM69 231H70V230H69ZM81 231H83V230H81ZM96 231H97V230H96ZM106 231H108V230H106ZM110 231H111V230H110ZM112 231H113V230H112ZM112 231H111V232H112ZM117 231H118V230H117ZM117 231H116V233H117ZM119 231H118V233H119ZM136 231H135V232H136ZM140 231H141V230H140ZM211 231H210V232H211ZM213 231H214V230H213ZM213 231H212V235H213V233H214ZM262 231H263V230H262ZM120 232H122V231H120ZM126 232H127V231H126ZM138 232H139V231H138ZM144 232H145V231H144ZM183 232H184V231H183ZM189 232H190V231H189ZM206 232H207V230H206ZM215 232L217 233V231H215ZM220 232H221V231H220ZM224 232H223V234H225ZM252 232H253V231H252ZM252 232H251V233H252ZM255 232H256V231H255ZM187 233H188V232H187ZM197 233H198V232H197ZM207 233H209V232H207ZM242 233H245V232H242ZM242 233H239V234H242ZM246 233H247V232H246ZM58 234H59V233H58ZM134 234H135V233H134ZM171 234H172V233H171ZM219 234H220V233H219ZM223 234H221V236H222ZM234 234H233V235H234ZM42 235H43V234H42ZM139 235H140V233H139ZM176 235H177V234H176ZM228 235H229V234H228ZM228 235H225V236L228 237ZM233 235H232V237H234L236 234H235L234 236H233ZM244 235H245V234H244ZM244 235H243V236H244ZM254 235H256V234H254ZM254 235H253V236H254ZM115 236H116V235H115ZM123 236H125V235H123ZM206 236L209 237L208 234H207ZM206 236H205V238H206ZM210 236H211V235H210ZM221 236H220V238H221ZM230 236H231V235H229V238H230ZM238 236L242 239V236H240V235H238ZM248 236H249V235H248ZM200 237H201V236H200ZM208 237H207V238H208ZM211 237H212V236H211ZM211 237L209 238V240L207 239V241L204 240V239H203V240H204L205 242H209L210 239H211ZM215 237H216V235H215ZM217 237H218V236H217ZM223 237H224V235H223ZM239 237L236 236V239H235V240L238 241L239 239H237V238H239ZM246 237H247V235H246ZM249 237H251V236H249ZM117 238H118V237H117ZM127 238H128V237H127ZM129 238H130V237H129ZM234 238H235V237H234ZM243 238H244V237H243ZM252 238H253V237H252ZM124 239H125V238H124ZM214 239H215V238H214ZM214 239H213V240H214ZM217 239H218V238H217ZM217 239H216V242H218ZM223 239H224V238H223ZM241 239L239 240V242H241ZM18 240H19V239H17V241H18ZM122 240H123V239H122ZM197 240H198V239H197ZM211 240H212V239H211ZM213 240H212V241H213ZM218 240H219V239H218ZM227 240H229V239H227ZM235 240L233 239V241L236 243V244H235V243H234V244L237 246V241H235ZM242 240H244V239H242ZM253 240H254V238H253ZM253 240H252V241H248V242H247V241H244V243H246V245H247V243L250 242V246H249V245L246 246V247H249V251L247 250L248 253L250 252V249H252L251 247H252L254 244L256 245V248L258 249V245H257V243H256V242H257V239L255 240V242H253ZM129 241H130V240H129ZM201 241H202V240H201ZM201 241H200V243H201ZM220 241H221V239H220ZM225 241H226V239H225ZM230 241H231V240H230ZM119 242H120V241H119ZM131 242H133V241H131ZM214 242H215V241H214ZM226 242H227V241H226ZM226 242H225V243H226ZM239 242H238V243H239ZM242 242H243V241H242ZM125 243H126V242H125ZM193 243H194V241H193ZM202 243H203V242H202ZM202 243H201V244H202ZM209 243H211V242H209ZM221 243H222V242H221ZM223 243H224V242H223ZM223 243H222V244H223ZM227 243H228V242H227ZM253 243H254V244H253ZM258 243H259V242H258ZM32 244H33V243H32ZM194 244H195V243H194ZM203 244H204V243H203ZM228 244H230V242H229ZM231 244H233V243H231ZM240 244H241V243H240ZM240 244H239V246H241ZM137 245H138V244H137ZM137 245H136V246H137ZM196 245H197V244H196ZM206 245H207V244H206ZM216 245L218 246L219 244L216 243ZM216 245H215L214 248H216ZM220 245H221V244H220ZM243 245H244V244H243ZM212 246H213V245H212ZM212 246H211V247H212ZM230 246H231V245H230ZM230 246H229V247H230ZM236 246H235L234 248H239V247H236ZM261 246H262V245H261ZM207 247H208V245H207ZM223 247H224V246H223ZM253 247H254V246H253ZM19 248H20V247H19ZM19 248H18V249H19ZM196 248H197V247H196ZM212 248H213V247H212ZM234 248H232V249L234 250ZM260 248H261V251H262V247H259V249H260ZM38 249H39V247H38ZM217 249H218V248H217ZM225 249H226V248H225ZM6 250H7V249H6ZM177 250H179V249H177ZM223 250H224V248H223ZM233 250H232V251H233ZM236 250H238V249H236ZM14 251H15V250H14ZM170 251H171V250H170ZM240 251H241V250H240ZM252 251H253V250H252ZM5 252H6V251H5ZM32 252H33V251H32ZM135 252H136V251H135ZM135 252H134V253H135ZM226 252H227V251H226ZM229 252H231L230 249H229ZM229 252H228V253H229ZM234 252H235V251H234ZM7 253H8V252H7ZM9 253H10V252H9ZM30 253H31V252H30ZM30 253L28 252V254H30ZM134 253H133V254H134ZM259 253H260V252H259ZM261 253H262V252H261ZM263 253H264V252H263ZM24 254H25V253H24ZM24 254H23V255H24ZM135 254H136V253H135ZM170 254H171V253H170ZM172 254H173V252H172ZM26 255H27V252H26ZM151 255H152V254H151ZM209 255H210V253H209ZM211 255H213V253H211ZM243 255H244V254H243ZM245 255L247 256V254H245ZM263 255H264V254H263ZM227 256H228V255H227ZM251 257H252V256H251ZM237 258H238V257H237ZM248 258H249V257H248ZM258 258H259V257H258ZM168 259H171V258L168 257ZM255 259H256V258H255ZM255 259H254V260H255ZM240 261H241V260H240ZM248 261H249V260H248ZM251 261H252V260H251ZM255 261H257V260H255ZM258 262H259V261H258ZM251 263H252V262H251ZM254 263H255V262H254ZM262 263H263V262H262ZM258 264H259V263H258Z\"/></svg>",
  "mask_w": 264,
  "mask_h": 264
}]
</instances>
